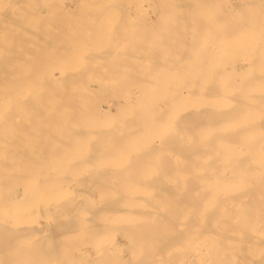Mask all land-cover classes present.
I'll return each mask as SVG.
<instances>
[{"label":"bare ground","instance_id":"6f19581e","mask_svg":"<svg viewBox=\"0 0 264 264\" xmlns=\"http://www.w3.org/2000/svg\"><path fill=\"white\" fill-rule=\"evenodd\" d=\"M12 1H10V2H12ZM40 1L42 2L43 6L42 5L41 6L43 8L44 7L48 8L47 7V1H49V0H40ZM79 1L80 0H68L67 1L68 4H67V6H65V8L68 10L78 9V8L81 9L82 8L81 11L79 12V14L82 15V12H83V17H86V16H84V14H86L85 13L86 11H84V10H86V9L88 10L89 8L85 7L83 9L84 6L80 8V2ZM83 1H86V0H83ZM89 1H90V3H88V4L94 5L97 3L98 0H89ZM116 1L117 2H115L113 0L112 1L111 0H99L98 7L95 6L96 8H94V6H92V5L88 6V7H93L92 12L93 11L95 12L93 14L95 16H96V14L97 15L99 14V16H101V18L103 16H105V17L109 16L110 17V15L112 16L113 14L115 15L116 18L118 16L120 17L121 15H123L124 17H125V14L128 15V13L122 14V13L126 12V10L124 11V9H122V8H121L122 10H120L119 5H121L123 2L121 1L122 3L120 4L119 3L120 0H116ZM134 1H136V0H134ZM137 1H139V0H137ZM223 1L225 2L227 0H223ZM231 1L236 2L238 7H233V5L230 4V2H227V6L225 5V7H223L225 9L220 8V6L224 5V2L222 3V5H221V3H219V2H222V0H146V6H144V3H143L144 0H140V8L142 10L141 12H143L144 9H146V13L143 12V15H145L147 18V16H149L151 14L155 18V22H152V23L149 22L145 18V20H146L145 22L147 23L148 27H147V29H146V27L143 28L141 30L142 33L144 30L145 31L147 30V32H149V29L151 28L150 32H154V31L156 32V31L160 30V31L166 32V35L164 33V35H163L164 37L161 38L160 33L156 32L155 33L156 36L155 35L154 36L156 37L157 40L155 39L156 43L150 42L152 45L151 44L150 45H143V44H145L144 39H146V37H144L145 36L144 33H143V35L138 36V38L136 37L137 39L134 38L135 40L139 41V43L137 45L140 48L138 56L135 57V59H133V58L131 59V58H128V56H125L128 54L127 51H125L127 49V47H131V46L134 47L135 45H133V44L130 45L129 42H128L129 44H124V45H122L124 42L121 45L117 44L115 46L118 48H121L122 51L125 49L124 50L125 52L124 51L120 52V54L122 53V55L125 53V55H123V56L121 55L122 58L124 57L125 60L124 59H118V61H117L118 64L116 61H113V62H116L115 64H117V65L113 64V65H115V68H114V66H110L111 68L109 67V70H107L108 74H107V72L105 74L103 73L106 70V68L103 69L104 67H102L103 63L101 65L102 68H100L99 66L97 67L98 69L99 68L102 69L103 72H101V73L104 74V77L106 75L105 78H107V79L110 78L111 81L115 77L119 76L120 81H122V82L127 81L128 82V80H129V75L127 77V74H129L128 72L131 73L130 76L133 75L134 73L138 74V75H136V74L133 75V78L130 77V79L132 81L136 80L134 82H137V79H138L139 80L138 84H136V83L133 84V82L132 83L124 82V84H122L120 82V84H122V86L126 85V88L128 87L127 85H129V86L131 85L133 87V85L136 84L135 87L137 86L136 87L137 91L130 92L128 90H130L129 88L131 86L128 88V90H127L128 92H125L128 96L125 98L122 96L123 97V103L122 104L121 103H115V102L111 103L110 101L108 103V98H107V96L105 97V95L107 92L110 93L108 90L111 91V89L106 90V87L109 85V84H107L106 87L103 86V88L105 87V89H103V88L100 89L103 91V92L101 91L102 94H101V92H98V91H100L99 89L95 90V91H92L90 89V91L93 92V93L91 92L92 94L90 93V91L87 92L89 94V96L94 95V94H95V96L97 94L98 95L100 94L102 97L104 96V98H103L104 101H107V102H104V106L101 107V105L98 104L99 102L96 104L94 101H90L89 99L85 101V99H84V102L86 104H84V105L81 104L82 106H84V107H81L79 102L74 103L77 101L76 100L77 98L75 96H74L75 98H71V97H73V95L70 94L71 97L69 98V93H68V95H67V93H65V92H68L69 88L67 87L68 84L67 85L64 84V81L62 82L63 84L61 83V86L64 85L67 88L65 89V87L62 86L64 88H60V89H62L63 92L65 90L66 91L64 93L61 91L62 93L60 92L61 93L60 96H58L56 98H54L53 96H50L51 99H49L47 97V96H49L47 91L46 92H38L39 90H37V92L39 94L36 93V95H39V96L43 95L42 97L38 98V96L36 97L35 95L32 94L33 96H35V97H33V99H34L33 100L30 95L26 96V94H25L24 95L25 98L30 99V100L26 101L25 98H24V100L14 99V97H17V94L24 91L25 86L29 85V84H26L25 81L23 80L25 86H23L24 84H22V86H21L22 88L19 90L20 91L19 93L14 91V90H16V87H17L16 85L19 84V81L22 78L26 77V76H24V77L22 76L24 74H22L21 71H19V72H21L22 77H20V73L18 71H16L17 73H15L17 66L18 67H19V65L21 66L20 62H21L22 58H21V60L18 59V60H20L18 62L17 57H19L20 54H22L23 50L21 52L20 49L23 48V47L21 48V46H23V45L20 44L21 45V46H19L20 48L17 46L20 50V51L18 50L20 53L18 51L16 52V50H13L14 47L16 46L15 45L16 42L13 45V42H14L13 38L17 39V37H15V36H13V37L12 36L0 37V44L2 46H3V44L9 45V46L4 45V47L6 46V48L8 47V49L11 50V51L10 50L7 51L6 48H5L6 49L5 50L2 47H0V71H2L4 68L8 69L6 67H9V70H7V71H9V73L11 71V74H13V75H9L11 80L15 81V80L19 79V81H17L18 82L17 84H16V82L11 83L10 78L7 77L8 75L6 76V80L1 77V76H3V73L5 76V71L0 72L1 73L0 74V83L3 80H5V82L8 84L11 83L9 85L8 84L0 85V88H2V90L5 89V91H3V92L0 89L1 90V92H0V264H166L165 260H167V264H176V260H178L177 258L179 256H182L181 260L183 259L182 260L183 262L185 260L187 262L189 261V263H192V264L193 263L194 264H264V242H263L264 237L261 236V238H259V237L252 235V241H249L250 237L248 235V230H250L251 228L252 229H254V228L251 227V225L248 221L249 217L247 216V213H248L247 208L249 206H251V203H250L251 201H253V200L262 201L263 200V202H264V195H262V194L258 195L259 194L258 190L261 191L262 193H264L262 191V190H264V186H263L264 185V163L260 167L257 164H255L256 160L257 161L260 160V162L261 161L264 162V150L262 149V147H260L261 144L259 145V143L257 142L258 146H257V144L254 145V146H256V148L253 146L255 148L254 152L256 153V155L255 156L253 155L254 157H252V158L246 159L249 162H247L245 159H244L245 161L241 162L239 160H241V159L243 160V158H245L244 153H241L240 149H237L236 146L233 147L235 144L231 147H229L230 145L227 147L228 143L231 142L233 144L232 138H234V137L236 138V140H234V143H236V144L240 143L242 138H240L241 139L240 140L239 137H240V135L243 136L242 135L243 132H248V133L251 132V134L252 133L254 134L252 137H256L255 136L256 131H257L256 128H258V129L264 128V68H263L264 64H263V66H261L262 63H264V27H263L264 26L263 25L264 20L261 17V19L263 20L262 24H261V21L258 19L260 14L257 15L258 13H261L264 15L263 11L261 12V10H263V7H262V9H259L261 6L260 2H262L263 0H259L260 2L258 4L256 3L255 0H252V1L251 0H238V1L231 0ZM35 2H36V0H35ZM56 2H57V4H59L60 0L56 1ZM239 2H241V3H239ZM248 2H251V3L248 4ZM3 3L4 2H2V5L5 4V3L4 4ZM7 3H9V2H7ZM16 4H17V0H14L13 3H11L10 6H8V8L11 10V12L13 11V13H14L15 9L16 10L19 9V7H17L18 5H16ZM132 4H134V3L132 2ZM2 5H1V7H4ZM19 5H20V3H19ZM28 5H30V4H28ZM123 5H126V3L122 4L121 7ZM127 5H128V0H127ZM136 5H138V4L136 3ZM136 5H134V7ZM262 6H264V3ZM42 7H39L38 9H42ZM53 7H55V6H53ZM8 8L5 10H9ZM210 8L211 9L214 8V9L211 10ZM215 9H217L218 11L215 12L214 11ZM29 10H30V8H29ZM33 10H35V9H32V11ZM36 10H35V12H36ZM50 10H47V13ZM90 10H91V8H90ZM90 10H89V13H92V12H90ZM210 10L214 11V12H210ZM97 11H98V13H97ZM148 11H151V13H149ZM7 12L11 13L9 11H7ZM20 13H22V12H20ZM54 13H55V11H54ZM3 14L4 15H2V13H0V15L5 18V14H6L5 11L3 12ZM33 14H34V11H33ZM61 14L63 15L64 13H61ZM66 14H69L68 11ZM9 15L10 14H8V16ZM11 15H12V13H11ZM49 15L50 14H47V16H48L47 19L50 18ZM139 15H141V14H137L138 18H139ZM231 15L233 16V18L235 17L234 18L235 22H233V24H230V22L227 20V19L230 20ZM17 16H19V15H17ZM28 16H29V14H28ZM33 16H35V14ZM51 16L53 17V13ZM76 16H77V14H76ZM88 16H89V14H88ZM22 17H24V19H25V16H22ZM54 17H55V15H54ZM69 17L71 18L72 16L69 14ZM112 17H114V16H112ZM160 17L161 18L163 17V19H161ZM39 18H40V16H39ZM55 18L57 19V17H55ZM63 18H59V19H63ZM79 18L80 17H78V19ZM116 18H115L114 22L120 26V24H118L119 18L118 19H116ZM125 18H127V17H125ZM5 19L6 20L9 19V18L7 19V15H6ZM5 19H3V20H5ZM65 19H66V15H65ZM78 19L75 18L74 20L76 22L74 21V23L82 21L80 19L78 21ZM109 19L110 18H108V22H109ZM160 19H161V21H164V24H166V27H163V29L156 28V30H154L152 27L149 28V26L153 23L158 24ZM10 20H11V18H10ZM10 20L8 21L9 23H10ZM43 20H45V18L42 19V21ZM49 20L51 21L52 18ZM95 20H96L95 17L92 16L91 22L95 21ZM117 20H118V22H116ZM0 21H1V19H0ZM57 21L58 20H56L55 23ZM110 21H112V19ZM120 21L123 22L121 20V17H120ZM231 21H232V18H231ZM108 22H106V23H108ZM114 22H112V24L115 25ZM124 22H127V21H124ZM37 23L40 24L39 20ZM60 23H63V22L60 21ZM142 23H144V22H142ZM0 24H1V22H0ZM10 24L12 26V23H10ZM42 24H44V23H42ZM94 24H96V23L94 22L93 25ZM127 24H128V22H127ZM15 25H18V24H15ZM20 25H22V22H20ZM33 26H34V24H33ZM38 26H40V25H38ZM51 26H50V28L53 29L54 27L52 28ZM54 26H55V24H54ZM128 26H129V24H128ZM151 26H153V25H151ZM3 27L4 26L0 25V30ZM8 27H6V28H8ZM48 27H49V25H48ZM110 27L111 26H109L107 28V30L105 29L106 32L108 31V29ZM158 27H160V26H158ZM16 28H17V26H16ZM28 28H30V26ZM114 28L117 29L118 26L117 27L115 26ZM126 28L127 27H125V30H124V28L121 30H123L124 32L128 31L129 29L131 30V28L126 30ZM10 29H11V27H10ZM67 29H68V27H67ZM81 29H83V28H81ZM100 29H98V30L102 33L103 30L102 29L100 30ZM112 29L113 28H110L109 29L110 31L108 33H111ZM115 29L112 32L116 31ZM30 30H32V29H30ZM61 30H63V28ZM61 30H60V32H61ZM95 30H97V28H92V30H90V31H92V33L88 37H90V36L92 37L91 42H93L94 39H96V41L97 40L99 41V39L102 40V36L101 37L97 36V32H94ZM34 31L37 32V30H34ZM46 31H48V30H46ZM49 31H51V30L49 29ZM78 31H76V33ZM117 31L120 32L119 29H117ZM117 31H116V34H114L115 32L112 34L111 39L109 37V39L111 41L112 40L114 41L113 35L116 36L115 39H117L119 35L122 36L123 33L119 34V33H117ZM71 32H70V34H71ZM21 33L24 34L23 31ZM30 33H31V31H30ZM34 33L35 32H33L32 34H34ZM38 33H41V32H38ZM101 33L100 34L98 33V34L101 35ZM230 33H232V34H230ZM72 34H74V32ZM102 34H105V32ZM107 34H105V36H107ZM117 34H119V35H117ZM20 35H17V36H20ZM62 35L63 34H61V36ZM27 36H29V33ZM44 36L47 37L48 35L46 34ZM51 36H53V35H51ZM58 36H59V34L57 35V37ZM63 36H65V35H63ZM95 36L100 37V38L97 39V38H95ZM91 37H90V39H91ZM122 37H119V38L123 39V38H125V35L123 38ZM159 37H160V39H158ZM20 38L18 37L19 40H20ZM36 38H37V36H36ZM42 38H44V37H42ZM42 38H41V41L44 40L45 44H46L47 42H46L45 38L44 39H42ZM68 38L70 39V36H68ZM18 39H17V41H18ZM47 39L49 40V38H47ZM55 39H57V38H55ZM65 39H67V38H65ZM86 39H87V37H86ZM106 39H108V38H105V40ZM231 39H233V40H231ZM31 40L34 41L32 38H31ZM101 40H100V42H101ZM28 41H30V40H28ZM37 41L39 44H41V42H39L40 39L36 40V42ZM44 41H43V43H44ZM57 41H58V39H57ZM63 41H65V40H63ZM63 41H61V42H63ZM31 42H29V43L27 42L29 44V46H30V44H32ZM50 42H52V41H50ZM87 42H89V41H87ZM106 42L105 43L102 42L101 44H106ZM115 42H116V40H115ZM17 43H20V41ZM38 43H36V46ZM52 43H50V45ZM108 43L106 45L109 46ZM146 43L149 44L148 41ZM23 44H24V41H23ZM39 44H38V47H39ZM59 44H61V43H58V45ZM98 44H96V45H98ZM209 44H210V46H209ZM56 45H54V47H56ZM82 45L83 44L78 45V46H82ZM29 46L27 45V47H29ZM32 46L36 47L35 44ZM101 46H103V45H101ZM143 46L148 47V48L145 49V48H143ZM82 47H85V45H83ZM158 47H160V48L158 49ZM101 48L102 47H100V51L102 50ZM110 48H111V46H110ZM142 48H143V50H142ZM154 48L155 49L157 48V50H155ZM161 48H162V50H161ZM68 49L69 48L67 45V47L64 48L65 51L64 50L63 51L65 53L66 52L68 53L69 52V51H67ZM92 49L93 50H91V51H93V53H95V50H97L98 48L96 49V48L92 47ZM121 49L120 50L118 49V51H121ZM244 49H245V51H244ZM25 50H26V48H25ZM25 50H24V53H26ZM37 50H39V49H37ZM37 50H35V51H37ZM40 50H39V52H43L42 51L43 49L41 51ZM81 51H84V50H81ZM106 51L107 50H105V51L102 50V52H106ZM114 51H115V49H114ZM118 51H117V53H118ZM37 52H35V56H34V54L32 55V52H31L30 58H32L33 56L36 58ZM102 52H99V53H101V54H99V56L104 55V54H102ZM107 52H109V53H106V55L109 57L111 55L110 53H112V51H107ZM88 53L89 52H87V54ZM91 53L88 54L89 58L86 57L85 59L93 61L94 56L90 57V55H92ZM96 53H95L94 59H96L98 56V55L96 56ZM40 54L41 53H39V55ZM68 54H70V52ZM87 54H86V56H88ZM133 54H134V52H133ZM31 55H32V57H31ZM106 55H104V56H106ZM104 56H102V58H104ZM113 56L115 57V55H113ZM44 57H46V56L44 55ZM48 57H49V55H48ZM72 57H71V59H72ZM83 57H85V56H83ZM110 57L108 59L112 58V57L111 58ZM125 57L127 58V60L131 59L130 62H132V63H130L129 60L127 61ZM65 58H67V57H65ZM102 58H100V59H102ZM117 58H119V57H117ZM34 59L32 58L33 61H34ZM24 60L25 59H23L22 63H24ZM41 60H43V59H41ZM52 60H53V58H52ZM65 60H67V59H65ZM65 60L63 61L62 58H61V60L59 59V63L57 62L59 65L57 64V66L64 67L63 65L69 64V68H70V63L72 65L73 62L70 60L71 62L68 61V63L65 64V62H66ZM83 60L84 59H81L80 60L81 62H79V61L78 62L83 63L82 62ZM120 60H122V61H120ZM27 61H25L26 65L33 62V61H31V62H27ZM48 61H50V60H48ZM85 61H84L85 65L84 64L83 65L88 67V64H86ZM92 61H90V62H92ZM113 62H111V63H113ZM16 63L19 65H17ZM136 63H137V65H136ZM7 64H10V66H7ZM39 64H41V62H39ZM52 64H55V63H53V61H52ZM98 64L99 63H97V65ZM133 64H135V66H137V67H135ZM161 64H163V65L166 64V65L162 66ZM24 65L25 64H23V66ZM78 65L81 67L83 66L80 64H78ZM130 65H132V66H130ZM241 65H244V66H241ZM23 66H21L22 71L24 70ZM25 66H24V68H25ZM38 66H40V65H38ZM57 66H54L53 70H56L55 68ZM72 66H73L72 70H74L75 64H73ZM91 66H93V65L91 64ZM226 66H227V68H225ZM229 66H230V68H228ZM21 67H19V68H21ZM61 67H60V70H59V68L57 69L59 71V73L62 72L61 71L62 69L65 70V68H61ZM77 67L75 68V71H74L75 73L77 72L76 71ZM31 68H32V66H31ZM34 68H35V66H34ZM43 68H44V66H43ZM50 68H51V65H50ZM131 68H133V69H131ZM42 69H39V70H42ZM48 69L49 68H47V71H48ZM92 69H94V68H92ZM92 69H91V71H92ZM32 70H34V69L32 68ZM32 70L31 71L27 70V71H29V73H30V72H32ZM35 70L37 71V69H35ZM79 70H81V68H79ZM102 70H100V71H102ZM45 71H46V69H45ZM82 71L83 70H81L80 73L78 72V74L80 75L82 73ZM120 72H122L123 74H121ZM9 73H7V74H9ZM23 73H25V71ZM63 73H65V72H63ZM63 73H62V75L64 76ZM110 74H112V75H110ZM116 74H117V76H116ZM52 75L50 74V76H52ZM70 75H72V74H70ZM92 75H93V73H92ZM109 75H110V77H109ZM27 76H29V74ZM46 76H49V74ZM53 76L55 77L54 79L57 80L56 76L55 75H53ZM65 76H64L65 79L69 78V75L65 74ZM97 76H98V74H97ZM134 76H136L137 79ZM17 77H19V78H17ZM35 77H36V75H35ZM52 77H51V80H54ZM73 77H75V76H71V78H73ZM123 77H125V80ZM27 78H29V77H27ZM47 78H50V77H47ZM76 78H78V77H76ZM99 78L103 79V76H99ZM1 79H3V80H1ZM7 79H9V82H7ZM65 79H63V80H65ZM217 79H220L218 85H216V82H215V81H217ZM39 80H40V77H39ZM39 80H37V81H39ZM82 80H84V79H82ZM90 81H92V79H90ZM29 82H31V81H29ZM70 82H65V83L70 84ZM49 83H53V82L50 81ZM114 83H115V81H114ZM36 84L39 87L40 83L38 84L36 82ZM36 84L32 83L33 87H35ZM46 84L44 85L46 88H49L47 86H50V87L52 86V85H48V84L46 85ZM59 85H57V87ZM115 85L116 84H114V86ZM44 86H42V87H44ZM118 86H121V85H118ZM8 87H10V89H12V90L8 89ZM73 87H75V86L73 85L72 88ZM215 87H219L220 91L219 92L216 91ZM19 88L20 87H18L17 89H19ZM26 88H28V87H26ZM29 88H31V90L34 89V88H32V86H30ZM86 88H88V87H86ZM113 88L115 89V87H113ZM116 88H117V86H116ZM51 89H53V88H51ZM51 89L49 88V90H51ZM60 89H59V91H60ZM8 90L11 91L10 92L11 95L8 92ZM41 90H42V88H41ZM123 90H125L124 87H123ZM210 90H212V91H210ZM69 91L71 93V90H69ZM247 91H251V92L246 93ZM29 92L30 91H28V90L26 91V93H29ZM42 93H44V94H42ZM49 93H50V91H49ZM103 93H105V94L103 95ZM1 95H3L4 97L1 98ZM8 95L11 97V99L9 98ZM58 95H59V93H58ZM199 95L201 96L200 100L202 99V101H203L202 103H201V101H199ZM66 96H68L67 98H69V99L65 98ZM110 96H111V93H110ZM167 96H168V100L167 101L165 100V102H163L167 106L165 108L158 107L157 104L159 103L158 102L159 97H161L160 99L162 101ZM203 96H204V98H203ZM21 97H23L22 94H21ZM60 97H64L65 99L63 98V100H61L62 98H60ZM82 97H83V95H82ZM213 97H215V98L217 97L216 98L217 101H213V100H215V98H213ZM18 98H19V96H18ZM52 98L55 99L56 102L59 100L60 103L57 102V104H60V105H58V106L62 107L64 104V106H63L64 108H65V106L66 107L68 106V108L70 107L71 110L67 109L69 111V113L68 112H65V113H67V115H68V114H70V111H71L70 116H73V118L71 117V119L67 118L68 117L67 116V117H65V119L67 118L66 120H64V119L59 120V117L56 115V117H58V119L57 120L55 119L54 121L52 119L53 123L52 122L50 123L51 124L50 127L53 129V130L52 129H50V130H52V132L54 134V132H56V129H58L59 132L57 131V133L59 134V136L62 140L60 138H59L60 139L59 140L58 137L56 139H53L55 136L53 138H51L52 132L51 131L49 132L50 127L48 126V124H47L48 121L46 120L47 114H49L47 112L49 110L51 112H53V110L54 111L59 110L57 108L58 106L54 105L55 100H54V103L53 102L49 103V100L51 102ZM97 98H98V96H97ZM101 98L97 99V101L101 100ZM106 98H107V100H106ZM152 98L155 100V102L157 101L158 103L157 104L154 103ZM72 99H74V102ZM151 99H152V103H151ZM194 99L196 100V102H195V104H192V105H195L194 108H196V110L191 109L189 111V109H190L189 107H191V105H189V103L190 104L194 103L193 102ZM64 100H66V101H64ZM78 100H79V98H78ZM61 101H63V102H61ZM82 101H83V99L80 102H82ZM95 101H96V97H95ZM209 101H213L216 104H219V105L222 104V105L218 109L219 105L218 106L213 105V104L209 105V103H208ZM19 102H21V104H19V105L24 104V106H26L27 103H29L30 104L28 106L29 108L28 107L26 108L24 106L19 107L17 105V103H19ZM9 103H11L13 107H7V105ZM68 103H71V104H68ZM87 103L88 104L92 103V104H89L88 108H87ZM133 103L136 104L138 108L137 107L135 108ZM153 103L156 104L157 106L156 105H155L156 107L153 106L154 105ZM160 103H162V102H160ZM187 103H188V106H185V104H187ZM197 103L199 104V106ZM31 104L35 105L36 107H31ZM49 104L52 107V109H51V107L49 108ZM75 104L76 105L79 104V105L76 106ZM94 104H95V106H94L95 108L92 107ZM253 104H254V106H253ZM257 104L259 106H256ZM74 105L76 107H74V109H73L72 107ZM182 105H184V106L182 107ZM200 105H202V107ZM204 105H206L208 108ZM251 105H252V107H251ZM53 106H55L54 107L55 109L53 108ZM99 106H100V108H97V109L101 110V111H99L98 114L94 113V115H93V117H94L93 119H95V121H96V118L98 119L101 115H103V117H104V114L107 115V113L109 112V110L107 109V106L115 108V110H116L115 116H117L119 113H122V114L125 113L126 114L125 120L127 117L129 118V115H130V117L132 116V121L130 120L131 125L130 124L127 125L128 127H130V130H131L130 133L125 132L126 129L128 131L129 128L124 129V127H123V128H121V129H124L123 131L119 130L120 127H122L123 125H118V124L117 125H118L119 131L118 130L113 131V129H114L113 127H116V125H114V126L110 125L113 123L108 124L109 125V126L107 125L108 128H106V126H105L106 130H103L104 128L100 130V129H98V125H100V123L98 122L99 124L96 125V122L99 121L100 119H98L96 122L94 121L95 125H93V124L91 125L94 127L97 126V130L94 131V127H92L93 131L88 132V131H91V130H88V128H90V126L88 127L89 122L87 123V121H89V119L87 118V120H86L87 115L84 112L87 111L89 109V107L96 109V107H99ZM215 106H217L216 107L217 109L216 108L210 109L211 107H215ZM63 107L61 109H63ZM77 107H81V108H77ZM180 107L182 108V111H180L181 110ZM184 107H188V110H187V108H185V111H183ZM197 107H201L203 109L201 110L200 108H197ZM61 109H60V111H61ZM177 109L180 112L178 111L179 113L177 112V114H175L174 112L177 111ZM60 111H58V112L60 113ZM63 111H64V109H63ZM63 111L61 112V114L64 113ZM149 111H152V112H149ZM72 112H73V114H72ZM117 112H118V114H117ZM145 112L147 113L146 115H145ZM153 112H154V114H153ZM37 113H40L42 115H39V116L33 118V116L35 114L38 115ZM258 113H260V115H258L256 117V115ZM32 114H33V116H32ZM53 114H55V113H53ZM148 114H149V117H148ZM171 114H173V116ZM178 114H181V115L178 116ZM58 115H60V114H58ZM96 115L99 117H96ZM169 115L172 118H170ZM108 116L110 117L109 113H108ZM159 116H161V117L159 118ZM79 117L81 119L82 118L83 119L81 120ZM109 117H108V120H109ZM143 117H145V118L148 117L149 121H148V119L145 121V118L142 119ZM258 117H260V118L258 119ZM78 118L80 120L74 121V119H78ZM164 118H166V119H164ZM168 118L170 120L172 119V122L170 121L172 124H170V122L168 124V122H167L169 120ZM139 119H141V120H139ZM162 119L164 121H166L167 123L161 124V123H163L162 121L160 123V120H162ZM21 120H22V122H21ZM111 120H113V119L111 118ZM137 120H139V121H137ZM143 120L145 122H143ZM215 120H217L218 122L220 121L219 123L222 122L221 123L222 125H224V122H225V124L227 122V124H228L227 128H229V125H230L231 130L226 131L225 125L224 126H222L221 124L219 125L216 123L217 121H215ZM250 120H254L253 124L252 123L249 124L251 122ZM196 121H197V123H196ZM23 122H25V123L23 124ZM70 122H71V124L73 123V125L75 122L74 127H70L71 129L72 128L74 129V130L72 129L73 131L68 128L69 125H66L67 123L70 124ZM76 122H78V123H76ZM136 122H138V123L140 122L138 124L139 126H136L137 125ZM200 122H201V124H200ZM205 122H207V123L210 122V123L205 124ZM256 122H258V123H256ZM90 123H89V125H90ZM125 123H127V122L125 121L124 124ZM71 124H70V126H72ZM122 124H123V122H122ZM104 125H105V123H104ZM217 125L222 126L224 128L225 132L223 131V129H222L223 132L219 131V130L215 131L214 129H212V127L213 128L217 127ZM100 126L102 127V123ZM161 126H163V130L161 129L162 128ZM109 127H112L113 129L112 128L109 129ZM187 127H188V129H187ZM168 128L173 129V132L170 135L168 133H170L171 130L169 132ZM205 128H209V130L212 129L213 131L204 130ZM81 129L85 130V132H83ZM108 129L110 132L107 131ZM133 129L135 130V132ZM164 129H167L168 131L164 130ZM183 129L185 131V134H186V132H187V134L189 133V135L186 134L187 138H186V135H184V133L182 134ZM215 129H217V128H215ZM86 130H88V131H86ZM111 130L113 132H111ZM153 130H154V132H153ZM160 130H162L163 132L167 131L166 133L164 132L165 133V139L164 140L155 139L153 142H151L152 140L151 141L149 140V142L147 140V142H145V143H149L148 147L141 145L143 147H146L144 149L139 146L141 149L139 148L140 150L138 151V153L142 152L145 155L143 154V155H139V156H123L124 155L123 153L126 154L127 152H128L127 155H129V153L131 155H134V153L137 155L136 152L138 149L137 150L135 149L136 150L135 152L133 151V149L138 148V147L133 146V145H136L137 143L141 144V142H143L146 139V137L144 138V136L148 137L149 136L148 134L150 132L153 133L154 136H156V133L158 135V132H159V134H160L159 136L164 137V134L162 135L163 132ZM186 130H190V131L188 132ZM263 130L264 129L261 130V133L259 131V136L262 133H264ZM204 131L206 133L208 131L211 132L210 133L211 137L208 136L209 135L208 133L206 134V136H208L211 140L209 138L207 139L206 136H204V138H203V136L201 134H205ZM199 133H201L200 134L201 136L199 135ZM257 134H258V132H257ZM49 135H50V137H49ZM55 135H57V134H55ZM168 135H169L170 139L169 138L167 139ZM245 135H247V133ZM198 136H200V137L198 138ZM171 137H174V139L172 138L173 139L172 140ZM178 137H179V141L177 140ZM49 138L51 139L50 142H49ZM201 138L203 139V142H202ZM227 138L228 139L230 138L232 140L229 139L230 141H228ZM258 138L259 137L257 136V139ZM204 139H206L208 141L210 140L209 141L210 143L206 140L204 141ZM253 139L255 141V138H253ZM257 139H256V141H257ZM52 140H53V143H55L54 144L55 146H53V147H52L53 144H51ZM55 140H56V142H55ZM57 140H58V142H57ZM246 140L249 141L247 138H244L243 139L244 146L248 145V142H246ZM227 141H228V143H227V145H225ZM178 142H180V143H178ZM206 142H207V144H206ZM213 142H214L215 146L213 145ZM245 142L247 144H245ZM263 142H262V144H263ZM82 143L86 144V148L80 147V144H82ZM175 143L180 144L181 146H179ZM200 143L202 144V147L200 146L201 145ZM217 143L219 144V146L216 145ZM223 143H224V145L222 147L221 145ZM69 144L71 147L69 146ZM240 144L244 148L242 143H240ZM162 145L164 146V149L160 150V147ZM174 145L179 146V148H175ZM193 145L194 146L198 145V146H196V148H194ZM166 146H168L167 149H165ZM49 147H51V148H49ZM245 148H247V147H245ZM210 150L212 152H214L215 155H213V153ZM159 151L160 152L163 151V153L165 152V154L170 153V152H173V154H174V152H180L181 153L183 151L186 155H184L183 157L180 156V159H190V160H193L194 162L195 161L196 162L195 163L194 162L189 163L187 161V162H182V164H180V163L177 164L175 161H173L172 165H170V164L164 165L163 164L164 166L168 165L166 167L168 171L167 170L165 171L166 168L164 169V167L162 166L164 169V175L166 174L165 176L167 177L166 179L164 178V176H160V175H162L163 172L161 171V166H160L161 163H158V162L157 163L160 165L157 164L155 166H158V168L160 170H158L155 167L157 169V171H155V173H154L156 175V177H154L155 179L152 177L153 179H147V180L143 179V176L145 175L144 171H142V172L135 171L137 168L132 171V169L135 167L134 165H132V167L133 166L134 167L131 169V171L129 170V168H130L129 166H131V165H128L129 168L119 166L120 167L119 171H118V169H116L115 171L114 170L110 171V169L112 167L111 168L108 167L109 169L105 168L106 170L105 171L102 170L103 172H100V171L95 172L93 170V167L95 168V167L99 166L97 163L98 160H103V159H105V160L109 159L110 160V159H120V158L134 159L135 161L142 160L143 165L141 163H139L140 161H138L137 164L142 165V167L143 166L147 167L148 163H147V165H144V164H146V163H144L145 162L144 160H147V159L152 160L153 158H158V159L164 158L163 156L159 157L158 155H157V157H155L154 155H153L154 157L153 156H152V158L150 157V153L153 152V154H154V152H156L158 154ZM254 152H253V154H254ZM208 153H212V156H211V154L209 155ZM228 153H229V155H228ZM121 154H123V155L120 156ZM146 154H149V155H146ZM176 154H174V155H176ZM230 154H234L236 160H233L232 159L233 157ZM240 154H242L243 157ZM174 155L171 154L167 157L165 156V158L171 159V161H172L174 158H176V156H174ZM210 159L211 160L213 159L216 162L212 161L214 164H212V162L207 163L206 160L208 161ZM230 159H231V162L234 161L232 163L233 165L228 166V167L225 165L227 168L225 166H223L224 163L226 164V161H224V163H223V160H227V161L229 160L228 163H230ZM61 160H64V161L61 162ZM65 160H66V163H65ZM88 160H90V161H88ZM107 160H106V162H107ZM149 160H148V162H149ZM202 160H204L206 163L203 164L204 161H202ZM57 161L60 164H62L64 162V164H66L68 167H66V165L62 164V166L64 165L65 168H63L62 171H59V166L61 167V165H59L58 167L53 165L55 163H58ZM86 161L89 163H86ZM111 161L114 162L113 160H111ZM200 161H202V163H198ZM122 162L120 161L119 164H121ZM130 162L131 161L129 160V164H131ZM77 163H78V165H80L81 168H82V166H85V164H88L89 166L87 167V165H86V167L87 168L90 167L92 169H90L91 171L90 170L87 171L88 169L86 168L87 170H85L84 172H81V171H79L80 170L78 168L79 166H77V165H76L77 167L74 166V164H77ZM154 163H156V162H154ZM114 164L113 165L110 164V166H113V167L116 166V164L115 165ZM125 164L127 165L126 160H125ZM132 164H134V162ZM151 164H153V162ZM198 164L202 165L201 167L202 168L204 167L205 170H207L208 168L209 169L213 168V170H210V171L207 170L206 173H203L204 171L202 172V168L199 169L200 166ZM253 164H255V165H253ZM50 165H51V167H50ZM138 165H137V167H138ZM256 166L259 168H257ZM52 167H53V169H52ZM54 167H56V168H54ZM151 167H153V166H151ZM151 167H150V169L153 170ZM103 168H104V166H103ZM140 168H141V166H140ZM148 168H149V166H148ZM168 168H170V169L172 168V169L170 170ZM194 168H196L197 170L196 169L194 170ZM253 168L258 169L257 170L258 172H256L255 169H253ZM38 169L40 171H38ZM156 169H154V170H156ZM191 169H193V170H191ZM100 170H101V167H100ZM251 170H252V172H251ZM146 171H148V170H146ZM152 172H154V171H152ZM249 173H252L251 174L252 176ZM33 175H35V176L40 175L41 177H40V179L37 176H36V178H32ZM95 175H96V178L94 177ZM147 175H148V173H147ZM147 175L144 178H146ZM149 175L152 176L151 173ZM157 175L159 178H162V180L157 179ZM210 175L212 176V178H213V176L216 178L210 179V177H211ZM253 175H254V177H253ZM77 176H79V178H76ZM83 176L84 177L86 176V177L83 178ZM97 176L98 177L102 176L103 178L105 176H110V178L102 179V177H101V179L99 181L97 179L98 178ZM115 176H117V177L123 176V178L122 177L117 178ZM136 176L137 177L139 176L138 179H135ZM70 177H72V178H70ZM73 177H75L76 179H73ZM91 177H92V179H93V177L95 179L91 180L90 179ZM119 178H122V179H119ZM163 179H165V180H163ZM72 185H74V187ZM241 185H243L242 191L244 190L243 192L241 191L243 196L239 195V190H240ZM261 186H263V187H261ZM143 191L144 192L148 191L150 194H147V195H150V196L147 197L145 195L146 197L145 196L143 197L144 193H140ZM83 192H85V193H83ZM90 192L91 193L96 192L101 196L100 202H102V203H100L99 206H96L95 205L96 203L93 204L92 198L88 197L87 194L91 195ZM138 192L141 194V196L137 195V196H139V198L136 197V194H138ZM161 192H162V194L164 193V195H162ZM241 192H240V194H241ZM63 193H66V194L63 195ZM133 195H135L136 198ZM92 196H94V195H92ZM59 198H61V199L59 200ZM144 201H146V202L144 203ZM141 202H143V203H141ZM138 203H141V204H138ZM88 204H89V209L86 208ZM135 204H137L138 207H141L140 210L138 212L136 210L135 212H137V213H134V214L132 213L131 216H128L130 214V211H129V210H131L130 208H132ZM84 206H85L87 212H85V210H83ZM230 206H231L232 210L236 211L235 213L238 215L237 218H235L234 216H233L234 218L230 216V213H229L231 210V209H229ZM261 206L264 208V203H262ZM131 212H132V210H131ZM216 216H218V218H215ZM255 216H258L257 222L259 225L261 224L260 229H262L263 225H264V211L260 212V214L256 213ZM39 219H41L43 221L41 223L42 225L40 224ZM52 220L55 221V224H54V226L53 225L49 226L48 221H52ZM126 222H129L130 225H128V223L126 224ZM241 223H243V224L241 225ZM246 224H247V226H246ZM112 227H114V228H112ZM112 230H113V232L117 231L118 234L120 231V232L124 233V235H127L130 238L131 243L128 242V246H126L124 244L118 243L116 241L117 238H115V239L113 238L115 240V243H116L115 245L116 246L118 245L117 248L114 245L113 240H111L113 242L107 244L108 237L111 236L108 234L110 232H112ZM117 232H115V233H117ZM114 236H115V234L113 233V237ZM261 239L263 240L262 242L260 241ZM256 240H259V241L256 242ZM76 247H80L81 250L78 252L76 249H74ZM75 250L77 252H74ZM183 250H185L186 253ZM193 250H195L197 252L194 253V252H192ZM64 251H68V252L65 253ZM69 251H73L74 253L73 252L70 253ZM91 251H94V253H91ZM143 251H145V252H143ZM146 251H148V252H146ZM161 251H163V252H161ZM177 251H180L181 253H179ZM216 251H222V252L220 254H218ZM161 255H163V256H161ZM176 255L178 256L177 258L174 257ZM127 256L132 257L133 260L132 259H131L132 261L128 260ZM151 256H153V258ZM154 256H155V258H154ZM160 256L162 258H160ZM183 262H180V263H183ZM177 263H178V261H177ZM183 264H186V263H183Z\"/></svg>","mask_w":264,"mask_h":264},{"label":"rangeland","instance_id":"374dc122","mask_svg":"<svg viewBox=\"0 0 264 264\" xmlns=\"http://www.w3.org/2000/svg\"><path fill=\"white\" fill-rule=\"evenodd\" d=\"M10 1H12V0H0V13H2V15H4L3 12L5 11V13H6V14H5V18H6V15H7V19L9 18L8 20H6L3 16L0 15V16L2 17V18L0 17V19H1V21H0L1 24H0V25H1V26H4V27L1 28V30H0V37H2V36H3V37H7V36H8V37H10V36L13 37V36H15V37H17V39H18V37H19V38L21 37L20 40L18 39V41H17L16 38H15V39L13 38V40H14L13 45H14L15 42H16V44H15L16 46L14 47L13 50H16V52H17V51L19 50V48H20L19 46H21L20 44L23 45V46H21V48H22V47L24 48V49H23V48L20 49L21 52H22V50H23V52H22V54H20L19 57H17V61H18V62H19V61L21 60V58H22V60H21V62H20V63H21V66H23V64L26 65L25 61H27V60H28L27 62H31V61H33L32 58H33V59L35 58V57H34V56H35V52L38 51V52H37L38 55L36 54V58H35L36 60L34 59L35 62L33 61V62H31L30 64H28V65H26V66L24 65L25 68H24V66H23V69H24L23 71H22V67H21L19 64L16 63V64L19 65V67H21V68H19V67L17 66V68H16V70H15V73H17L16 71H18V72L21 71L22 74H24V75H22L21 72H19V73H20V77H22V76H23V77L26 76V77H24L26 80H25L24 78H22L20 81H19V79H18V80H15V81H12L9 75H13V74H11V71H10V73H9V71H7V70H9V67H6V68H8V69H5V68H4L3 70L1 69L2 71H5V76H4V73H3V76H4L5 78H4L3 76H1L3 79L6 80V76L8 75L7 77L10 78V80H11L10 82H11V83H12V82H16V84H17V83H18L17 81H19V84L16 85L17 87H16V90H14V91H16V92L19 93V92H20L19 90L22 88L21 86H22V84H24V81H25L26 84H29L28 86H25V84L23 85V86H25V89H24V91H22L23 93L20 92L19 94H17V97H14V99H16V100H24V98H25L24 95H25V94H26V96H27V95H30V96L32 97V99H33V97H35V96H36V97L38 96V98H39V97H42L43 95H42V96H41V95L39 96V95H36V93L39 94L38 92H46V91L48 92V95H49V96H47V97H48L49 99H51L50 96H53L54 98H56V97L60 96V94L63 92L62 89H60V88H64V87H65V89H66V88L68 87L69 90H71V93H70V91H69L68 89H67L68 92H65V91H66L65 89H64V90H65L64 92L67 93V95H68V93H69V98L71 97V95H73V97H71V98H75V97L77 98V99H76L77 101L75 100L76 102H74V99H72L74 103H78V102H79L80 105H81V104L84 105V104H86V103L84 102V99H85V101L89 99L90 101H94L96 104L99 102L98 104H100L101 107H102V106H104V102H107V101H104V99H103L104 96L102 97L100 94H99V95H100L102 98H101L98 94H97L96 96H95V94L89 96V94H88L87 92H89L90 89H91L92 91H95V90H98V89L100 90V89L103 88V86L106 87L107 84H109V85L111 84L112 86H111V85H110V86L108 85V86L106 87V90L111 89V91L108 90V91L111 93V96H110V93H108V92H107L106 95H105V97L107 96V98H108V103H109V101H110L111 103L115 102V103H121V104H122V103H123V97L125 98V97L128 96L125 92H128V91H130V92H132V91H137V90H136V87H137V86L135 87V85L139 83V82H138L139 80L137 79L136 76H134V77H136L137 82H134V81H136V80H134L135 78L133 79L134 81H132V80L130 79V77L133 78V75H135V74L138 75V74L133 72L134 74L130 76L131 73L128 72L129 74H127V77H128V75H129V80H130V81H129V80H128V82H127V81H124L126 76L123 77V78H124L123 81L126 82V83H132V82H133V84H134V83H136V84H135V85L132 84L133 87H132L131 85H130L131 87H130L129 85H127L128 87L126 88V85H123V86H122V84H124V82L120 81L119 76H118V77H115L114 79L112 78V79H113L112 81H111L110 78H109V79L105 78L106 75H105V77H104V74H105L106 72H107V74H108V71H107V70H109V67H110V66H114V68H115V65L118 64V62H117L118 59H124V57L122 58V56L125 55V53L122 55V53L120 54V52H123L125 49L122 51L121 48H118V47H116L115 45H117V44L121 45L123 42H124V43H123L122 45H124V44H129V43H130V45H131V44L135 45L134 47H132V46H131V47H127V49L125 50V51H127L128 54L130 53L129 55L127 54V55H125V56H128V58H131V59H132V58L135 59V57L138 56V53H139V49H140V48H139L138 45H137V44L139 43V41H138V40H135L134 38H136V37L138 38V36L143 35V33H144V35H145L144 37H146V39H144V40H145V42H144L145 44H143V45H150V44H151L150 42H153V43L155 42V43H156V40H157L156 37H155V36H156V35H155L156 32H157V33H160L161 38L164 37V36H163L164 33H165V35H166V32H164V31H160V30H159V31H156V32L154 31V30H156V28H161V29H163V27H166V24H164V21H161V19H163V17H162V18L160 17V18H161L160 21H159L160 23L158 22L159 25H158L157 23H155V24L153 23V24H151V25H153V26L155 25L154 27L151 26V25L149 26V28L152 27V28L154 29V30L152 29L154 32H150V31H151V30H150L151 28H150V29H149V32H147V30H146V31L144 30L145 32L143 31V33H142L141 30H142L143 28H145V27H146V29H147L148 26H147V23L145 22V21H146V20H145L146 16L143 15V12L146 13V9H144V11L141 12L142 10H141V8H140V0H139V1H137V0H136V1H134V0H128V5H127V0H120V2H119L120 4H121L122 2H123L122 4L126 3V5H123L124 7H123V6L121 7L122 4L119 5L120 10H122V9H124V11L126 10V12L123 11L124 13H122V12H121V13H122V14L128 13V15H129V16H128V15L125 14V17H127V18H125L123 15L120 16V17H121V20H122L123 22L120 21V17H119V16L116 18L114 14L112 15V16H114V17H112L111 15H110V17H109V16H106V17H105V16L102 15V16H103V17H102L103 19L101 18V16H99V14H98V15L96 14V16H95V15L93 14V13H95V12H94V11L92 12V10H93L92 8H93V7H88V6H91V5H92V6H94V8L98 7V5H99L98 2H99V0H98L97 3L94 4V5H93V4H88V3H90L89 0H86V1L80 0V1H79V2H80V8L83 7V6H84L83 9H84L85 7H86V8H89L88 10H87V9L84 10V11H86V12H85L86 14H84V16H86V17H83V12H82V15L79 14V12L81 11L82 8H81V9H79V8H78V9H71V10L66 9L65 6H67V4H68L67 1H68V0H60V3H59V4H57V2H56V1H59V0H54V1H53V0H49V1H47V7H48V8H45V7L43 8V7H42V6H43V5H42V2H41L40 0H38V1L36 0L37 3L35 2V0H30L31 2H30L29 0H24V1H23V0H20V1L17 0V4H16V5H18L17 7H19V9H17V10L15 9L14 13H13V11L11 12V10L8 8V6H10V4L13 3L14 0H13L12 2H10ZM18 1H19V2H18ZM25 1H26V2H25ZM82 1H83V2H82ZM87 1H88V2H87ZM111 1H112V0H111ZM113 1L117 2L116 0H113ZM121 1H122V2H121ZM236 1H238V0H236ZM251 1H252V0H251ZM255 1H256L257 4L260 2L259 0H258V1L255 0ZM2 2H4L5 4L3 3L4 5H2ZM7 2H9V3H7ZM81 2H82V3H81ZM132 2H133L134 4H132ZM135 2H136L139 6L136 5ZM223 2H224V1L222 0V2H219V3H221V5H222ZM227 2H230V4L233 5V7H238L237 4H236V2L231 1V0H227V1L224 2V5H223V6H220V8L225 7V5L227 6ZM6 3H7V4H6ZM19 3H20V5H19ZM27 3L30 4V5H28ZM38 3H39V4H38ZM55 3H56V4H55ZM130 3H131V4H130ZM143 3H144V6H146V0H144ZM239 3H241V2H239ZM249 3H251V2H248V4H249ZM260 3H261V6H260L259 9H262V7H263V10H261V12L263 11V13H264V6H262L263 3H264V0H263L262 2H260ZM52 4H53V5H52ZM60 4H61V5H60ZM62 4H63V5H62ZM81 4H82V5H81ZM85 4H86V5H85ZM1 5L4 6V7H1ZM22 5H23V6H22ZM41 5H42V6H41ZM56 5H57V6H56ZM102 5H103V4H102ZM134 5H136V6L134 7ZM218 5H219V4H218ZM240 5H241V4H240ZM28 6H29V7H28ZM31 6H32V7H31ZM53 6H55V7H53ZM59 6H60V7H59ZM61 6H62V7H61ZM95 6H96V7H95ZM21 7H22V8H21ZM39 7H42V9H38ZM57 7H58V8H57ZM133 7H134V8H133ZM138 7H139V8H138ZM7 8H8L9 10H5V9H7ZM20 8H21V9H20ZM29 8H30V10H29ZM56 8H57V9H56ZM90 8H91V10H90ZM121 8H122V9H121ZM125 8H126V9H125ZM220 8H219V9H220ZM22 9H23V10H22ZM27 9H28V10H27ZM32 9H35V10L37 9L36 12H35V10H33L35 16H33L34 14H33ZM50 9H51L53 12H52ZM136 9H137V10H136ZM210 9H211V8H210ZM213 9H214V8H213ZM213 9H211V10H213ZM223 9H225V8H223ZM3 10H4V11H3ZM47 10H50V11L47 13ZM73 10H74V11H73ZM89 10H90V12H92V13H89ZM120 10H119V11H120ZM133 10H134V11H133ZM138 10H139V11H138ZM211 10H210V12H214V11L216 12V11H218L217 9H215L214 11H211ZM7 11L11 12L12 15H11V13H8ZM23 11H24V12H23ZM27 11H28V12H27ZM54 11H55V13H54ZM67 11H68V13L72 16L71 18L69 17V14H66ZM20 12H22V13H20ZM65 12H66V13H65ZM77 12H78V13H77ZM115 12H116V11H115ZM133 12H134V13H133ZM139 12H140V13H139ZM148 12L151 13V11H148ZM19 13H20V14H19ZM26 13H27V14H26ZM52 13H53V17L51 16ZM61 13H64V14H63L64 16H63ZM97 13H98V11H97ZM132 13H133V14H132ZM8 14H10V15L8 16ZM28 14H29V16H28ZM38 14H39V15H38ZM47 14H50V15H49V16H50L49 19L52 18L53 21H52V20L50 21L49 19H47V17H48ZM60 14H61V15H60ZM72 14H73L75 17H74ZM76 14H77V16H76ZM88 14H89V16H88ZM92 14H93V15H92ZM137 14H141V15H139V18L137 17ZM245 14H246V13H245ZM259 14H260V15H259ZM13 15H14V16H13ZM17 15H19V16H17ZM54 15H55V17H57V19L54 17ZM59 15H60V16H59ZM65 15H66V19H65ZM135 15H136V16H135ZM257 15H259V18H258V19L261 21V24H262V21L264 20V17H263L264 15L261 14V13H258ZM262 15H263V16H262ZM22 16H25V19H24V17H22ZM26 16H27V17H26ZM39 16H40V18H39ZM45 16H46V17H45ZM62 16H63L64 18H63ZM92 16H94L96 20L91 22V18H92ZM116 16H117V15H116ZM133 16H134V17H133ZM142 16H143L144 18H143ZM210 16H211V15H210ZM14 17H15V18H14ZM16 17H17V18H16ZM34 17H35V18H34ZM43 17L45 18V20L42 21V19H44ZM68 17H69V18H68ZM73 17H74V18H73ZM78 17H80L79 19L82 20V21L77 22V23H74V21H75L74 19H75V18L78 19ZM107 17L110 18V19H109V22H110L111 24L108 22V18H107ZM130 17H131V18H130ZM136 17H137V18H136ZM245 17H246V16H245ZM261 17L263 18V20L261 19ZM10 18H11V20H10ZM53 18H54V19H53ZM59 18H63V19H59ZM115 18H116V19L119 18V23H118V24H120V26L117 25V24L114 22V21H115ZM142 18H143V19H142ZM198 18H199V17H198ZM203 18H204V17H203ZM231 18H232V21H231ZM234 18H235V17H234ZM234 18H233V16L231 15V16H230V20H229V19H227V20L230 22V24H233V22H235ZM3 19H5V20H3ZM14 19H15V20H14ZM16 19H17V20H16ZM79 19H78V21H79ZM88 19H89V20H88ZM111 19H112V21H110ZM126 19H127V20H126ZM131 19H132V20H131ZM136 19H137V20H136ZM146 19H147L149 22H151V23H152V22H155V18H154V16H152L151 14H150L149 16H147ZM9 20H10V23H12V26H11V24L8 22ZM24 20H25V21H24ZM38 20H39L40 24L37 23ZM48 20H49V21H48ZM56 20H58V21L56 22L57 24L55 23ZM63 20H64V21H63ZM100 20H101V21H100ZM106 20H107V21H106ZM156 20H157V19H156ZM2 21H3V22H2ZM6 21H7V22H6ZM60 21L63 22V23H60ZM124 21H127L130 27L128 26L127 22H124ZM136 21H137V22H136ZM4 22H5V23H4ZM20 22H22V25H20ZM30 22H31V23H30ZM75 22H76V21H75ZM94 22H95L96 24L93 25ZM106 22H108V23H106ZM112 22H114L115 25L112 24ZM116 22H118V20H117ZM129 22H130V23H129ZM142 22H144V23H142ZM42 23H44V24H42ZM121 23H122V24H121ZM138 23H139V24H138ZM15 24H18V25H15ZM27 24H28V25H27ZM33 24H34V26H33ZM35 24H36V25H35ZM54 24H55V26H54ZM58 24H59V25H58ZM66 24H67V25H66ZM73 24H74V25H73ZM109 24H110V25H109ZM124 24H125V25H124ZM131 24H132V25H131ZM133 24H134V25H133ZM160 24H161V25H160ZM19 25H20V26H19ZM24 25H25V26H24ZM38 25H40V26H38ZM48 25H49V27H48ZM51 25H52V26H51ZM68 25H69V26H68ZM97 25H98V26H97ZM126 25H127V26H126ZM246 25H247V24H246ZM263 25H264V21H263ZM5 26H6V27L9 26V27L6 28ZM16 26H17V28H16ZM21 26H22V27L24 26V27L22 28ZM29 26H30V28H28ZM50 26H51L52 28H53V27H54V28L51 29ZM61 26H62V27H61ZM72 26H73V27H72ZM76 26H77V27H76ZM81 26H82V27H81ZM103 26H104V27H103ZM107 26H108V27L111 26L110 28H113L112 31L115 29V28H114L115 26H116V27L118 26L117 29H119L120 32H118L117 29H115V30H116L117 33H119V34L123 33V34L125 35V38H126V39L123 38V37H124L123 34H122L123 37H122L121 35L117 34V35H119L118 38L115 39L116 36L113 35V36H114V38H113L114 41H113V40L111 41L110 39H111V37H112V34H113L114 32H115L114 34H116V31H114V32L111 31V33H108V32L110 31V30H109L110 28H109L108 31L106 32V30H107V28H108ZM122 26H123V27H122ZM158 26H160V27H158ZM10 27H11V29H10ZM18 27H19V28L21 27V28L19 29ZM25 27H26V28H25ZM34 27H35V28H34ZM64 27H65V28H64ZM67 27H68V29H67ZM71 27H72V28H71ZM125 27H127L126 30H128L129 28H131V30L129 29L128 31H125V32H124L123 30H121V29H123V28H124V30H125ZM128 27H129V28H128ZM133 27H134V28H133ZM263 27H264V26H263ZM13 28H14V29H13ZM24 28H25L26 30H25ZM36 28H37V29H36ZM62 28H63V30H61ZM81 28H83V29H81ZM90 28H91V29H90ZM92 28H97V30H95L94 32H97V36H100V37L102 36V40L99 39L100 37H96V36H95V38L99 39V41H98V40L96 41V39H94V41L91 42V41H92V37L90 36V37H91V39H90V37H88V36L91 35L92 31H90V30H92ZM100 28L103 30L102 33H104V32H105V34L108 33L107 36H105V34H102V33L98 30V29H100ZM103 28H104V29H103ZM4 29H5V30H4ZM9 29H10V30H9ZM15 29H16V30H15ZM22 29H23V30H22ZM30 29H32V30H30ZM49 29H50L51 31H49ZM101 29H100V30H101ZM105 29H106V30H105ZM7 30H8V31H7ZM19 30H20L21 32L23 31L24 34L21 33ZM34 30H37V32L34 31ZM46 30H48V31H46ZM60 30H61V32H60ZM66 30H67V31H66ZM78 30H79V31H78ZM3 31H4L5 33H4ZM14 31H15V32H14ZM30 31H31V33H30ZM71 31H72V32H71ZM76 31H78V32L76 33ZM12 32H13V33H12ZM18 32H19V33H18ZM33 32H35V33L32 34ZM38 32H41V33H38ZM64 32H65V33H64ZM70 32H71V34H70ZM73 32H74V34H72ZM84 32H85V33H84ZM127 32H128V33H127ZM130 32H131V33H130ZM16 33H17V34H16ZM28 33H29V36H27ZM37 33H38V34H37ZM43 33H44V34H43ZM49 33H50V34H49ZM60 33L63 34V35H65V36H63V35L61 36ZM75 33H76V34H75ZM98 33H99V34L101 33V35H99ZM125 33H126V34H125ZM132 33H133V34H132ZM135 33H136V34H135ZM216 33H217V32H216ZM233 33H234V32H233ZM1 34H2V35H1ZM4 34H5V35H4ZM7 34H8V35H7ZM20 34H21V35H20ZM26 34H27V35H26ZM46 34L48 35L47 37L44 36V35H46ZM58 34H59V36L57 37ZM68 34H69V35H68ZM217 34H218V33H217ZM230 34H232V33H230ZM241 34H242V33H241ZM17 35H20V36H17ZM24 35H25V36H24ZM34 35H35V36H34ZM51 35H53V36H51ZM128 35H129V36H128ZM131 35H132V36H131ZM154 35H155V36H154ZM160 35H159V36H160ZM32 36H33V37H32ZM36 36H37V38H36ZM49 36H50V37H49ZM68 36H70V39L68 38ZM73 36H74V37H73ZM79 36H80V37H79ZM103 36H104V37H103ZM34 37H35V38H34ZM42 37H44V38L46 37V38H45V40H46V42H47L46 44H45V41H44V40H43L44 43H43V41H41V38H42ZM53 37H54V38H53ZM61 37H62V38H61ZM63 37H64V38H63ZM86 37H87V39H86ZM109 37H110V39H109ZM119 37H122L123 39H121V38H119ZM24 38H25L26 40H25ZM31 38H32L34 41H32ZM44 38H42V39H44ZM47 38H49V40H48ZM51 38H52V39H51ZM55 38H57L58 41H57V39H55ZM60 38H61V39H60ZM65 38H67V39H65ZM72 38H73L74 40H73ZM105 38H108V39L105 40ZM137 38H136V39H137ZM150 38H151V39H150ZM22 39H23V40H22ZM27 39L30 40V41H28ZM39 39H40L39 42H41V44H39L38 41L36 42V40H39ZM78 39H79V40H78ZM118 39H119V40H118ZM147 39H148V40H147ZM149 39H150V40H149ZM155 39H156V40H155ZM158 39H160V37H159ZM47 40H48V41H47ZM60 40H61V41L65 40V41H63V42H64V43H63V42H61ZM67 40H68V41H67ZM100 40H101V42H100ZM115 40H116V42H115ZM127 40H128V41H127ZM154 40H155V41H154ZM231 40H233V39H231ZM19 41H20V43H17V42H19ZM23 41H24V44H23ZM25 41H26V42H25ZM31 41H32V42H31ZM50 41H52L53 43L55 42L57 45H56L55 43L53 44V43L50 42ZM66 41H67V42H66ZM87 41H89V42H87ZM95 41H96L97 43H96ZM106 41H107V42H106ZM110 41H111L112 43H111ZM147 41H148L149 44L146 43ZM27 42H28V43H29V42L32 43V44H30L31 47L29 46V44H28ZM102 42H103V43L106 42V44L109 42V43H108L109 46L106 45V44H101ZM128 42H129V43H128ZM203 42H204V41H203ZM207 42H208V41H207ZM209 42H210V41H209ZM25 43H26V44H25ZM33 43L35 44V46H36V43H38V44H39V47H38V44H37L36 47L32 46V45H34ZM48 43H49V44H48ZM50 43L53 44V45L51 44L53 47L50 45ZM58 43H61V44L58 45ZM98 43H99V44H98ZM43 44H44V45H43ZM47 44H48V45H47ZM81 44L85 45V47H82L83 45H82V46H78V45H81ZM92 44H93L94 46H93ZM96 44H98V45H96ZM100 44L103 45V46H101ZM111 44H112V45H111ZM0 45H1V44H0ZM4 45H6V44H3V46L1 45L0 47H2L3 49H5L6 46H9V45H6V46L4 47ZM27 45H28L29 47H27ZM41 45H42V46H41ZM54 45H56V47H54ZM65 45H66V46H65ZM67 45H68V48H69L67 51H69L70 54H68L69 52H68V53L66 52L67 54L64 52V51L67 49V48H66V49L64 50V48L67 47ZM69 45H70V46H69ZM90 45H91V46H90ZM95 45H96V46H95ZM99 45H100V46H99ZM113 45H114V46H113ZM130 45H129V46H130ZM151 45H152V44H151ZM211 45H212V44H211ZM17 46H18L19 48H18ZM44 46H45V47H44ZM46 46H47L48 48H47ZM59 46H60V47H59ZM107 46H108L109 48H108ZM110 46H111V48H110ZM209 46H210V44H209ZM92 47H93V48H96V49L98 48L97 50L94 49V50H95V53L98 51V52L96 53V56L98 55L96 59H94V57H95V53H93V51H91V50H93ZM100 47H102L101 49H102L103 51H105V50H107V51H112V53H110V54H111L112 56L115 55V57H114V56L112 57V56L109 54V55L112 57V58H111V57L109 56L112 60H111V59H108L109 57L106 55V53H109V52H107V51H106V52H102V50L100 51ZM25 48H26V50H25ZM36 48L39 49V50L42 48L43 50H42V49H41V50H42L43 52H39V50H37ZM70 48H71V49H70ZM85 48H86V49H85ZM112 48H113V49H112ZM131 48H132V49H131ZM143 48L146 49V48H148V47L143 46ZM143 48H142V50H143ZM159 48H160V47H158V49H159ZM206 48H207V47H206ZM6 49H7V51L10 50V49H8V47H7ZM6 49H5V50H6ZM54 49H55V50H54ZM108 49H109V50H108ZM111 49H112V50H111ZM114 49H115V51H114ZM118 49H119V50L121 49V51H118ZM129 49H130V50H129ZM136 49H137V50H136ZM149 49H150V48H149ZM154 49H155V48H154ZM20 50H19V51H20ZM24 50H25L26 53H24ZM35 50H37V51H35ZM41 50H40V51H41ZM63 50H64V51H63ZM70 50H71V51H70ZM81 50H84V51H81ZM87 50H88V51H87ZM155 50H157V48H156ZM161 50H162V48H161ZM230 50H231V49H230ZM10 51H11V50H10ZM19 51H18V52H19ZM34 51H35V52H34ZM48 51H49V52H48ZM52 51H53V52H52ZM117 51H118V53H117ZM125 51H124V52H125ZM144 51H145V50H144ZM242 51H243V50H242ZM244 51H245V49H244ZM31 52H32V55L34 54L33 57H32V55H31L32 58H30V54H31ZM33 52H34V53H33ZM77 52H78V53H77ZM84 52H85L86 54H87V52H89V53L92 52V53H91L92 55H90V57H93V56H94V57H93V61H92V60H87V59H85L86 57L89 58V55H88L89 53L87 54L88 56H86V54H85ZM99 52H102V54H104V55H106V56H104V55H100V56H101V57H100L99 54H101V53H99ZM133 52H134L135 55L133 54ZM155 52H156V51H155ZM246 52H247V51H246ZM19 53H20V52H19ZM39 53H41V54L39 55ZM63 53H64V54H63ZM51 54H52V55H51ZM44 55H45L46 57H44ZM48 55H49V57H48ZM60 55H61V56H60ZM66 55H67V56H66ZM68 55H69V56H68ZM121 55H122V56H121ZM37 56H38V57H37ZM57 56H58V57H57ZM72 56H73V57H72ZM83 56H85V57H83ZM102 56H104V58H102ZM65 57H67V58H65ZM68 57H69V58H68ZM71 57H72V59H71ZM117 57H119V58H117ZM183 57H184V56H183ZM183 57H182V58H183ZM27 58H28V59H27ZM29 58H30V59H29ZM52 58H53V60H52ZM61 58L63 59V61H64L65 59H67V60H65V61H66L65 64L68 63V61L71 60V61L73 62V64H75L74 70H72V68H73L72 65H73V64L71 65V63H70V68H69V64L63 65L64 67H61V66H60L61 68H65L66 71H65L64 69H62V70H61L62 72L59 73V71H58L57 69L59 68V70H60V67L57 66V64L59 63V59L61 60ZM98 58H99V59H98ZM100 58H102L103 60L100 59ZM125 58H126V57H125ZM8 59H9V58H8ZM18 59H20V60H18ZM23 59H25V60H24V63H22V62H23ZM41 59H43V60H41ZM47 59L50 60V61H48ZM55 59H56V60H55ZM68 59H69V60H68ZM81 59H84V60L82 61L83 63H79V62H81V61H80ZM90 59H91V58H90ZM107 59H108V60H107ZM115 59H116V60H115ZM131 59H128L129 62L131 61ZM136 59H137V58H136ZM73 60H74V61H73ZM85 60H86L87 62H86ZM99 60H100L101 62H100ZM106 60H107V61H106ZM124 60H125V59H124ZM126 60H127V58H126ZM128 60H127V61H128ZM38 61L41 62V64H39ZM42 61H43V62H42ZM52 61H53V63H55V64H52ZM63 61H62V62H63ZM71 61H70V62H71ZM78 61H79V62H78ZM84 61H85L86 64H88V67H87V66H84V65H85V64H84ZM90 61H92L93 63L90 62ZM108 61H109V62H108ZM113 61H116L117 64H115L116 62H113ZM120 61H122V60H120ZM120 61H119V62H120ZM127 61H126V62H127ZM37 62H38V63H37ZM57 62H58V63H57ZM89 62H90V63H89ZM111 62H113V63H111ZM220 62H221V61H220ZM224 62H225V61H224ZM97 63H99V64L97 65ZM102 63H103V66H102V67H104L103 69L106 68L105 72H103V70L100 69V68H102V67H101ZM104 63H105V64H104ZM130 63H132V62H130ZM37 64L40 65V66H38ZM48 64H49V65H48ZM76 64H77V65H76ZM78 64H80V65H83V64H84V65L81 67V66H79ZM91 64H92L93 66H91ZM107 64H108V65H107ZM111 64H112V65H111ZM113 64H115V65H113ZM220 64H221V63H220ZM263 64H264V63H262L261 66H263ZM42 65L44 66V68L46 69V71H45V69L43 68ZM50 65H51V68H50ZM58 65H59V64H58ZM60 65H61V64H60ZM95 65H96V66H95ZM106 65H107V66H106ZM127 65H128V64H127ZM133 65L135 66V64H133ZM136 65H137V63H136ZM161 65H162V66H165L166 64H164V65L161 64ZM218 65H219V64H218ZM3 66H4V65H3ZM7 66H10V64H7ZM31 66H32V68H33L34 70H32ZM34 66H35V68H34ZM36 66H37V67H36ZM54 66H57V67L55 68L56 70H53V67H54ZM66 66H67V67H66ZM77 66H78L79 68H81V70H83L82 73H81L80 75L78 74V72L80 73L81 70H79V68H78ZM90 66H91V67H90ZM98 66L100 67L99 69L97 68ZM130 66H132V65H130ZM185 66H186V65H185ZM198 66H199V65H198ZM241 66H244V65H241ZM27 67H28V68H27ZM76 67H77V69H76L77 72L75 73L74 71H75V68H76ZM95 67H96L98 70H97ZM116 67H117V66H116ZM135 67H137V66H135ZM135 67H134V68H135ZM26 68H27V69H26ZM42 68H43V69H42ZM47 68H49L48 71H47ZM92 68H94V69H92ZM110 68H111V67H110ZM225 68H227V66H226ZM228 68H230V66H229ZM263 68H264V66H263ZM35 69H37V71H36ZM39 69H42V70H39ZM50 69H51V70H50ZM91 69H92L93 72L91 71ZM127 69H128V68H127ZM131 69H133V68H131ZM27 70H30V71L32 70V72L29 73V71H27ZM100 70H102V71H100ZM2 71H0V72H2ZM24 71H25V73H23ZM26 71H27V72H26ZM51 71H52V72H51ZM53 71H54V72H53ZM55 71H56V72H55ZM57 71H58V72H57ZM72 71H73V72H72ZM88 71H89V72H88ZM63 72H65V73H63ZM91 72L93 73V75H92ZM94 72H95V73H94ZM98 72H99V73H98ZM101 72H103L104 74L101 73ZM7 73H9V74H7ZM19 73H18V74H19ZM26 73H27V74H26ZM58 73H59V74H58ZM62 73L64 74V76H65V74H66V75H69V78L65 79L64 76L62 75ZM69 73L72 74V75H70ZM74 73H75V74H74ZM114 73H115V72H114ZM120 73L123 74L122 72H120ZM0 74H1V73H0ZM28 74H29V76H27ZM31 74H32V75H31ZM34 74L36 75V77H35ZM48 74H49V76H46V75H48ZM50 74H51V75H52V74L55 75L56 78H57V80L54 79L55 77H54L53 75H52L53 77L50 76ZM97 74H98V76H97ZM99 74H100V75H99ZM112 74H113V73H112ZM112 74H110V75H112ZM118 74H119V73H118ZM154 74H155V73H154ZM21 75H22V76H21ZM61 75H62V76H61ZM110 75H109V77H110ZM114 75H115V74H114ZM125 75H126V74H125ZM18 76H19V75H18ZM71 76H75V77L71 78ZM99 76H103V79H102V78L100 79ZM116 76H117V74H116ZM11 77H12V76H11ZM27 77H29V78H27ZM37 77H38V78H37ZM39 77H40V80H39ZM47 77H50V78H47ZM51 77H52L54 80H51ZM65 77H66V76H65ZM67 77H68V76H67ZM76 77H78V78H76ZM107 77H108V76H107ZM17 78H19V77H17ZM45 78H46V79H45ZM3 79H1V80H3ZM12 79H13V78H12ZM30 79H31V80H30ZM63 79H65V80H63ZM70 79H71V80H70ZM72 79H73V80H72ZM82 79H84V80H82ZM90 79H92V81H90ZM5 80H3V81L0 83V85H2V84H8V83L5 82ZM23 80H24V81H23ZM35 80H36V81H35ZM37 80H39V81H37ZM78 80H79V81H78ZM109 80H110V81H109ZM215 80H216V79H215ZM27 81H28V82H27ZM29 81H31V82H29ZM50 81H52L53 83H49ZM63 81H64V84H65V85H67V84H68L69 86L71 85V86H70L71 88H70L68 85H67V87L64 86V85H62V86H64V87H62V86H61V83H62ZM70 81H71V82H70ZM73 81H74V82H73ZM114 81H115V83H114ZM145 81H146V80H145ZM212 81H213V80H212ZM219 81H220V79H217V81H215V82H216V85L219 84ZM7 82H9V79H7ZM20 82H21V83H20ZM36 82H37L38 84L40 83V84H39V87H38V85L36 84ZM65 82H70V84H69V83H65ZM105 82H106V83H105ZM120 82H121L122 84H120ZM11 83H9V84H11ZM32 83H35L37 87H36V86L33 87ZM44 83H45V84H46V83H47V84L49 83L48 85H52V86H51V87H50V86H47V87H49L50 89H51V88H53V89L49 90V88H46V87L44 86V85H45ZM58 83H59L60 85H59ZM73 83H74V84H73ZM78 83H79V84H78ZM83 83H84V84H83ZM113 83L116 84V85L114 86ZM145 83H146V82H145ZM9 84H8V85H9ZM47 84H46V85H47ZM62 84H63V83H62ZM81 84H82V85H81ZM85 84H86V85H85ZM104 84H105V85H104ZM57 85H59V86L57 87ZM73 85H74L76 88L73 87V88H74V89H73V88H72ZM76 85H77V86H76ZM118 85H121V86H118ZM30 86H32V88H34V89L31 90V88H29ZM40 86H41V87H40ZM42 86H44L45 88L42 87ZM116 86H117V88H116ZM18 87H20V88L17 89ZM26 87H28V88H26ZM86 87H88V88H86ZM105 87H104L103 89H105ZM113 87H115L116 90H115ZM123 87L125 88V90H123ZM129 87H130V88H129ZM41 88H42V90H41ZM55 88H56V89H55ZM57 88H58V89H57ZM121 88H122V89H121ZM128 88H129L130 90H128ZM131 88H132V89H131ZM0 89L2 90V88H0ZM8 89H10V87H8ZM43 89H44V90H43ZM59 89H60V91H59ZM1 90H0V92H1ZM10 90H12V89H10ZM27 90L30 91V92H29V93H26ZM35 90H36V91H35ZM37 90H39V91L37 92ZM48 90L50 91L51 94L49 93ZM118 90H119V91H118ZM122 90H123V91H122ZM127 90H128V91H127ZM215 90L218 91V92L220 91V90H219V87H215ZM3 91H5V89L2 90V92H3ZM6 91H7V90H6ZM61 91H62V92H61ZM76 91H77V92H76ZM92 91H90V93H91ZM101 91H102V90H100V91H98V92H101ZM104 91H105V90H104ZM112 91H113V92H112ZM117 91H118V92H117ZM210 91H212V90H210ZM8 92L10 93L11 91L8 90ZM34 92H35V93H34ZM60 92H61V93H60ZM64 92H63V93H64ZM102 92H103V91H102ZM102 92H101V94H102ZM105 92H106V91H105ZM121 92H122V93H121ZM231 92H232V91H231ZM248 92H251V91H247L246 93H248ZM58 93H59V95H58ZM72 93H73V94H72ZM92 93H93V92H92ZM92 93H91V94H92ZM95 93H96V92H95ZM123 93H124V94H123ZM21 94H22L23 97H21ZM32 94L35 95V96H33ZM42 94H44V93H42ZM46 94H47V93H46ZM55 94H56V95H55ZM70 94H71V95H70ZM81 94L83 95V97H82ZM104 94H105V93H103V95H104ZM116 94H117V95H116ZM125 94H126V95H125ZM10 95H11V93H10ZM124 95H125V96H124ZM8 96H9V95H8ZM14 96H15V95H14ZM18 96H19V98H18ZM64 96H65V95H64ZM74 96H75V97H74ZM91 96H92V97H91ZM97 96H98V98H97ZM108 96H109V97H108ZM113 96H114V97L116 96V97H115L116 99H115ZM122 96H123V97H122ZM160 96H161V95H160ZM163 96H164V95H163ZM208 96H209V95H208ZM208 96H207V97H208ZM211 96H212V95H211ZM213 96H214V95H213ZM2 97H4V96L1 95V98H2ZM12 97H13V96H12ZM20 97H21V98H20ZM67 97H68V96H66L65 98H67ZM95 97H96V101H95ZM155 97H156V96H155ZM155 97H154V98H155ZM200 97H201V96L199 95V101H201V103H202L203 101H202V99L200 100ZM209 97H210V96H209ZM219 97H220V96H219ZM9 98L11 99L10 96H9ZM28 98H29V97H28ZM60 98H62L61 100H63L64 97H60ZM60 98H59V99H60ZM65 98H64V99H65ZM69 98H67V99H69ZM78 98H79V100H78ZM99 98H101L102 101H101V100H98V101H97V99H99ZM107 98H106V100H107ZM160 98H161V97H159V99H158V102H159V103H158L157 101L155 102V100H154L153 98H152V99H153L154 103H156V104L158 103V104H157L158 107H160V108H165L167 105H165L163 102H165V100H166V101L168 100V96L165 97V99H163L162 101H161ZM203 98H204V96H203ZM211 98H212V97H211ZM211 98H210V99H211ZM213 98H215V97H213ZM216 98H217V97H216ZM216 98H215V100H213V101H217ZM57 99H58V98H57ZM67 99H66V100H67ZM82 99H83V101H82L83 103L80 102ZM93 99H94V100H93ZM120 99H121V100H120ZM152 99H151V103H152ZM210 99H209V100H210ZM25 100L28 101V100H30V99H26V98H25ZM33 100H34V99H33ZM54 100H55V99L52 98V101L50 102V100H49V103H52V102L54 103ZM66 100H64V101H66ZM117 100H118V101H117ZM100 101H101V102H100ZM197 101H198V100H197ZM213 101H209V102H208L209 105H211V104H213V105H217V106L219 105V104H216V103L213 102ZM57 102H59V100H58ZM57 102H56V100H55L54 105H56V106L60 105V104H57ZM61 102H63V101H61ZM160 102H162V103H160ZM193 102H194V103H191V104L189 103V105H191V107H189V108H190L189 111H190L191 109L196 110V108H194L195 105H192V104H195L196 100L194 99ZM23 103H24V102H23ZM23 103H22V104H23ZM59 103H60V102H59ZM71 103H72V102H71ZM71 103H68V104H71ZM154 103H153V104H154ZM199 103H200V102H199ZM201 103H200V104H201ZM19 104H21V102L17 103V105H18L19 107H20V106H21V107L24 106V104H23V105H19ZM62 104H63V103H62ZM89 104H92V103H89ZM89 104L87 103V108H88V105H89ZM106 104H107V103H106ZM156 104H154L153 106H155ZM197 104H198V103H197ZM9 105H10V106H9ZM29 105H30V104L27 103V105L24 106V107L27 108ZM72 105H73V104H72ZM75 105H76V104H75ZM75 105H74L73 107H72V106H71V107L74 109V107H76V106L79 105V104H77L76 106H75ZM133 105H134L135 108L137 107L136 104L133 103ZM150 105H151V104H150ZM157 105H156V106H157ZM202 105H203V104H202ZM202 105H200V106L202 107ZM209 105H208V106H209ZM221 105H222V104H221ZM221 105L218 106V109H219V107H220ZM46 106H47V105H46ZM63 106H64V104H63ZM63 106H62V107H63ZM85 106H86V105H85ZM94 106H95V104H94L92 107H94ZM96 106H97V105H96ZM151 106H152V105H151ZM153 106H152V107H153ZM156 106H155V107H156ZM183 106H184V105H182V107H183ZM185 106H188V103L185 104ZM198 106H199V104H198ZM204 106H206V105H204ZM217 106H215V107H211V108L209 107V108H210V109H213V108L215 109ZM253 106H254V104H253ZM256 106H259V105L257 104ZM7 107H13V106H12L11 103H9V104L7 105ZM31 107H36V106L31 104ZM50 107H51V106H50V104H49V108H50ZM54 107H55V106H53V108H54ZM62 107H61V106H58V107H57V108L59 109L58 111H60V109H61ZM81 107H84V106L81 105ZM81 107H77V108H81ZM92 107H89V109H88L87 111L84 112V113H86V115H87V117L85 116V117H86V120H87V118L89 119V121H87V123H88V122H89V123L91 122L90 125H89V123H88V127L90 126V128H88V130H91V131H88V130H86V131H88V132H92V131H93V128H92V127H94V126H91V125H92V124L95 125L94 123H95L98 119H100L99 121L96 122V125L99 124V123H100V125H101V123H102V127H101L100 125H98V129H100V130L103 129V128H104L103 130H106V129H105V126H106V128H108L107 125L110 124V123H113V124H110V125H113V126L116 125L117 128H116V127H113V128H114V129H113L112 127H109V129L112 128L113 131H114V130H118V125H123L122 127H120L119 130H122V131H123L125 128H129L128 131H127V129H126L125 132H126V133H130V131H131V130H130V127H128L127 125H129L130 122L132 121V116L130 117V115H129V118L127 117L126 120H125V115H126L125 113H123V114H124V115H123L122 113H119V114H118V112H117L118 115L115 116V115H116V110H115V108L110 107V106H107V109L109 110L108 113L110 114V117H111L113 120H111V118L108 116V113H107V115L104 114V117H103V115H101L100 117L96 115V117H99V118H98V119L96 118V121H95V119H93V118H94V117H93L94 113H95V114H98V112L101 111V110H98V109H97V108H100V106H99V107H96V109H93ZM152 107H151V108H152ZM201 107H197V108H200V109L202 110L203 108H201ZM206 107H207V106H206ZM251 107H252V105H251ZM28 108H29V107H28ZM49 108H48V109H49ZM94 108H95V107H94ZM105 108H106V107H105ZM137 108H138V107H137ZM180 108H181V107H180ZM180 108H179V109H180ZM185 108H187V110H188V107H184V108H183V111H185ZM207 108H208V107H207ZM51 109H52V107H51ZM54 109H55V108H54ZM63 109H64V111H63ZM63 109H61L60 113H59L58 111H56V110H55L56 112H55L54 110H53V112H51L50 110L47 112V113H49V114H47L46 120L48 121L47 124H48L49 127H50V125H51L50 123H51V122L53 123V121H54L55 119L57 120L58 117H59V120H60V119H64V120H66L67 118H70V119H71V117L73 118V116H70V115H71V111H70V114H68V115H67V113H65V112H68V113H69L68 110H69V109L71 110L70 107L68 108V106H67V107L65 106V108L63 107ZM65 109H66V110H65ZM67 109H68V110H67ZM216 109H217V108H216ZM193 110H192V111H193ZM62 111H63L64 113L61 114ZM178 111H179V110L177 109V111H175L174 113L177 114ZM180 111H182V108H181ZM180 111H179V112H180ZM57 112H58V113H57ZM146 112H147V111H146ZM146 112H145V115L147 114ZM149 112H152V111H149ZM149 112H148V113H149ZM154 112H155V111H154ZM154 112H153V114H154ZM179 112H178V113H179ZM32 113H33V112H32ZM53 113H55V114H53ZM192 113H193V112H192ZM199 113H200V112H199ZM199 113H198V114H199ZM30 114H31V113H30ZM37 114H38V115L35 114L34 116H33V114H32L33 118H35V117H37V116H39V115H42V114H40V113H37ZM58 114H60V115H58ZM72 114H73V112H72ZM150 114H151V113H150ZM183 114H184V113H183ZM194 114H195V113H194ZM194 114H193V115H194ZM56 115H57L58 117H56ZM62 115H63L64 117H63ZM65 115H66V116H65ZM155 115H156V114H155ZM171 115L173 116V114H171ZM180 115H181V114H178V116H180ZM199 115H200V114H199ZM258 115H260V113H258V114L256 115V117H257ZM49 116H50V117H49ZM67 116H68V117H67ZM106 116H107V117H106ZM169 116H170V115H169ZM169 116H168V117H169ZM175 116H176V115H175ZM195 116H196V115H195ZM197 116H198V115H197ZM53 117H54V118H53ZM65 117H67V118L65 119ZM108 117H109V120H108ZM145 117H146V116H145ZM145 117H143L142 119H144ZM148 117H149V114H148ZM148 117L145 118V121L148 119ZM151 117H152V116H151ZM151 117H150V118H151ZM160 117H161V116H159V118H160ZM164 117H165V116H164ZM176 117H177V116H176ZM199 117H200V116H199ZM79 118H80V117H79ZM79 118H78V119H74V121H76V120H80V119H81V118H80V119H79ZM170 118H172V117L170 116ZM259 118H260V117H258V119H259ZM48 119H49V120H48ZM52 119H53V121H52ZM82 119H83V118H82ZM82 119H81V120H82ZM106 119H107L108 121H107ZM164 119H166V118H164ZM168 119H169V118H168ZM168 119H167V120H168ZM110 120H111V121H110ZM130 120H131V121H130ZM139 120H141V119H139ZM139 120H137V121H139ZM71 121H72V120H71ZM94 121H95V122H94ZM109 121H110V122H109ZM125 121H126L127 123L124 124ZM128 121H129V122H128ZM145 121L143 120V122H145ZM148 121H149V119H148ZM161 121H162L163 123H161ZM170 121L172 122V119H171V120L169 119V120L167 121L168 124H169ZM194 121H195V120H194ZM194 121H193V122H194ZM202 121H203V120H202ZM202 121H201V122H202ZM215 121H217V120H215ZM250 121H251V122H250L249 124H251V123L253 124L254 120H250ZM21 122H22V120H21ZM92 122H93V123H92ZM98 122H99V123H98ZM122 122H123V124H122ZM167 122L164 121L163 119L160 120V123H161V124H164V123H167ZM171 122H170V124H172ZM201 122H200V124H201ZM219 122H220V121H219ZM219 122L217 121L216 123L220 125L222 122H221V123H219ZM248 122H249V121H248ZM24 123H25V122H23V124H24ZM76 123H78V122H76ZM104 123H105V125H104ZM139 123H140V122H139ZM139 123L136 122V124H137L136 126H139V125H138ZM156 123H157V122H156ZM158 123H159V122H158ZM173 123H174V122H173ZM175 123H176V122H175ZM196 123H197V121H196ZM209 123H210V122H209ZM209 123L205 122V124H209ZM212 123H213V122H212ZM212 123H211V124H212ZM228 123H229V122H228ZM256 123H258V122H256ZM70 124H71V122H70ZM70 124L67 123L66 125H69L68 128H69L70 130H72L73 128L71 129L70 127H74L75 122H74V125H73V123L71 124L72 126H70ZM80 124H81V123H80ZM117 124H118V125H117ZM230 124H231V123H230ZM103 125H104V126H103ZM130 125H131V124H130ZM133 125H134V124H133ZM221 125H222V124H221ZM224 125H225V128H226V129H225L226 131H227V130H231L230 125H229V128H230V129L227 128V127H228L227 122H226V124H225V122H224ZM224 125H222V126H224ZM108 126H109V125H108ZM126 126H127V127H126ZM163 126H164V125H163ZM163 126H161L162 128L160 127L162 130H163ZM222 126H218V125H217V127H214V128L212 127V129H214L215 131H218V130H219V131H222V129H223V131L225 132V130H224V128H223ZM123 127H124V129H121V128H123ZM164 127H165V126H164ZM168 127H169V126H168ZM81 128H82V127H81ZM131 128H132V127H131ZM172 128H173V127H172ZM172 128H168V129H169V132H170V130H171V132L168 133L169 135L172 134V132H173V129H172ZM180 128H181V127H180ZM192 128H193V127H192ZM195 128H196V127H195ZM195 128H194V129H195ZM197 128H198V127H197ZM215 128H217V129H215ZM50 129H52V128H51V127L49 128V132H50V131L52 132L53 129H52V130H50ZM82 129H83V128H82ZM82 129H81V130H82ZM109 129L107 130L108 132H110ZM174 129H175V128H174ZM178 129H179V128H178ZM185 129H186V128H185ZM187 129H188V127H187ZM212 129L209 130V128H205L204 130L213 131ZM262 129H264V128H262ZM262 129H260V128H259V129L256 128V130H257V131H256V134H255L256 137H252L254 134H253V133L251 134L250 131H249L250 133H248V132H243V133H242L243 136L240 135L239 139L242 138V140L240 139L241 141H240V140H239V141H240V143H242L243 146H244L243 139H244V138H247V139L249 140V141L246 140V142H248V145H245V146H244V148L247 147V148H245L247 151L241 146L240 143H237V144L234 143V140H236L235 137L232 138V139H233V144H232L231 142L228 143V141H230V140H232V139L229 138V139H230V140H229V139L227 138L228 141L226 142L225 145H227V143H228L227 147H228L229 145H230L229 147H231V146H233V145L235 144L233 147L236 146L237 149H240V152H241V153H244L245 158H243V160H242V159L239 160V161L243 162V161H245L246 159H248V158H252V157H254V156L256 155V153L254 152V149L256 148V146H254V145H256L257 142L259 143V145L261 144L260 147H262V149L264 150V142H263V141H264V138H263V137H264V136H263L264 133H262L263 135L261 134V135L259 136V131H260V133H261V130H262ZM73 130H74V129H73ZM73 130H72V131H73ZM81 130H80V131H81ZM95 130H97V126L94 127V131H95ZM119 130H118V131H119ZM133 130H134V129H133ZM162 130H160V131H162ZM164 130H167V129H164ZM57 131L59 132V130L56 129V132H54V134H53V132H52V134H51V138H53L54 136H55V137H54L53 139H56L57 137H58V139L60 138V136H59V134L57 133ZM82 131L85 132V130H82ZM82 131H81V132H82ZM113 131L111 130V132H113ZM167 131H168V130H167ZM167 131H164V132L166 133ZM186 131L189 132L190 130H186ZM209 131L207 132V133L209 134L208 136H210V133H211V132H209ZM223 131H222V132H223ZM263 131H264V130H263ZM263 131H262V132H263ZM134 132H135V130H134ZM153 132H154V130H153ZM162 132H163V131H162ZM164 132L162 133V135L164 134V137H163V136L160 137V136H159V135H160L159 132H158V135H157V133H156V136H157V137L154 136V134L150 132V133L148 134V135H149L148 137H147V136H144V138L146 137V139H145L146 141L144 140L143 142H141V144H140V143H137L136 145H133V146L138 147V148H134V149H133L134 152L138 149L137 152H136L137 155L132 151V152L134 153V155H131L130 153H129V155H127V154H128V152H127L126 154L123 153L124 155L121 154L120 156H122V155H123V156H139V155H143L144 153H142V152H141V153H138V151L141 149L140 147H142L143 149L146 148V147H148L149 143H145V142H147V140H148V142H149V140H150V141L152 140L151 142H153L155 139H157V140H158V139H162V140H164V139H165V133H164ZM257 132H258V134H257ZM160 133H161V132H160ZM183 133H184V135L187 134V132H186V134H185L184 129H183V131H182V134H183ZM191 133H192V132H191ZM204 133H205V134H201V133H199V135L201 134V135L203 136V138H204V136H206V134H207L205 131H204ZM246 133H247V135H245ZM55 134H57L58 136L55 135ZM169 135H168V137L166 136L167 139H168V138L170 139ZM187 135H189V133H188ZM187 135H186V138H187ZM201 135H200V136H201ZM244 135H245V136H244ZM158 136H159L160 138H159ZM200 136H198V138H199ZM208 136H206L207 139L209 138ZM257 136L259 137L258 139H257ZM49 137H50V135H49ZM206 137H205V138H206ZM210 137H211V136H210ZM243 137H244V138H243ZM248 137H249V138H248ZM172 138L174 139V137H171V139H172ZM253 138H255V141H256V139H257V141L255 142ZM18 139H19V138H18ZM18 139H17V140H18ZM21 139H22V138H21ZM60 139H61V138H60ZM60 139H59V140H60ZM173 139H172V140H173ZM176 139H177V138H176ZM201 139H202V138H201ZM209 139H210V138H209ZM224 139H225V138H224ZM260 139H261V140H260ZM61 140H62V139H61ZM157 140H156V141H157ZM177 140L179 141V137H178ZM177 140H176V141H177ZM205 140H206V139H204V141H205ZM210 140H211V139H210ZM210 140H209V141H210ZM50 141H51V139L49 138V142H50ZM206 141H208V140H206ZM209 141H208V142H209ZM49 142H48V143H49ZM55 142H56V140H55ZM57 142H58V140H57ZM151 142H150V143H151ZM202 142H203V139H202ZM202 142H201V143H202ZM235 142H236V141H235ZM246 142H245V144H247ZM262 142H263V144H262ZM178 143H180V142H178ZM201 143H200V144H201ZM209 143H210V142H209ZM215 143H216V142H215ZM49 144H50V143H49ZM51 144H53L52 147L55 146V145H54L55 143H53V140H52V143H51ZM146 144H147V145H146ZM175 144H177V143H175ZM181 144H182V143H181ZM194 144H195V143H194ZM206 144H207V142H206ZM206 144H205V145H206ZM141 145L146 146V147H143V146H141ZM150 145H151V144H150ZM177 145L181 146L180 144H177ZM183 145H184V144H183ZM183 145H182V146H183ZM208 145H209V144H208ZM213 145H214V142H213ZM216 145L219 146L218 143H217ZM220 145H221V144H220ZM223 145H224V143H223L221 146L223 147ZM239 145H240L241 147H240ZM50 146H51V145H50ZM69 146H70V144H69ZM82 146H83V147H82ZM139 146H140V147H139ZM174 146H175V145H174ZM179 146H175V148H179ZM193 146H194V145H193ZM196 146H198V145H195L194 148H196ZM200 146L202 147V144H201ZM214 146H215V145H214ZM253 146H254L255 148H254ZM257 146H258V144H257ZM70 147H71V146H70ZM80 147H81V148H86V144H83V143H82V144H80ZM162 147H163V148H162ZM167 147H168V146H166L165 149H167ZM49 148H51V147H49ZM139 148H140V149H139ZM180 148H181V147H180ZM135 149H136V150H135ZM162 149H164V146H163V145L160 147V150H162ZM212 149H213V148H212ZM214 149H215V148H214ZM210 151H211V150H210ZM245 151H246V152H245ZM132 152H131V153H132ZM161 152H162V153H161ZM161 152L159 151L158 154H157L156 152H154V154H153V152H152V153H150V157L152 158L153 155H154L155 157H157V155H158L159 157L163 156V157L165 158V156L167 157V156H169V155H171V154L174 155V154L177 153L176 155H174V156H176V158H174L172 161H171V159H166V158H165V159H164V158H163V159H162V158H161V159H160V158H159V159H158V158H153L152 160H151V159H150V160L147 159V160H144V161H145L144 163H146V164H144V165H147V163H148V165H147V167H146V166H143L144 168L142 167V165H143V164H142V163H143L142 160H138V161H140L139 163L142 164V165H140V164L138 165V164H137L138 161H135L134 159H126V158L110 159V160H109V159H108V160L106 159L107 162H106L105 159H103V160H98V161H97V163H98L99 166L97 165L98 167H95V168L93 167V170H94L95 172H97V171L103 172V171L106 170L105 168L109 169V168L112 167V168L110 169V171H112V170L115 171L116 169H118V171H119L120 167L122 166V167H127V168L130 167L129 170L131 171V169L135 166V167L132 169V171L135 170L136 168H137V169H136L135 171H140V172L144 171V172H145V175L143 176V179H146V180H147V179H153L154 177H156V175H155L154 173H155V171H157V169H158V170H160V169L158 168V166H155V165H157L158 163H161V165L158 164V165L161 166V171L163 172L162 175H160V176H164V178L166 179L167 177L165 176L166 174L164 175V169H165L169 164L172 165V162H173V161H175L177 164H178V163L182 164V162H187V161H188L189 163H193V162H194L193 160H190V159H180V156L183 157L184 155H186L183 151H182L181 153H180V152H174V154H173V152L166 153V154H165V152L163 153V151H161ZM207 152H208V151H207ZM211 152H212V151H211ZM253 152H254V154H253ZM133 153H132V154H133ZM203 153H204V152H203ZM212 153H213V155H215L214 152H212ZM212 153H208V154H209V155L211 154V156H212ZM258 153H259V152H258ZM50 154H51V153H50ZM234 154H235V153H234ZM234 154H230V155L233 157V158H232L233 160H236ZM144 155H145V154H144ZM146 155H149V154H146ZM204 155H205V154H204ZM226 155H227V154H226ZM228 155H229V153H228ZM233 155H234V156H233ZM240 155H242V154H240ZM253 155H254V156H253ZM154 156H153V157H154ZM242 157H243V155H242ZM244 159H245V160H244ZM111 160H113L114 162H112ZM115 160H116V161H115ZM125 160H126L127 165L125 164ZM129 160L131 161V162H130L131 164H129ZM133 160H134V161H133ZM148 160H149V162H148ZM153 160H154V161H153ZM233 160H232V161H233ZM62 161H64V160H61V162H62ZM88 161H90V160H88ZM109 161H110V162H109ZM117 161H118V162H117ZM120 161H121V162L123 161V162H122L121 164H119ZM141 161H142V162H141ZM198 161H199V160H198ZM202 161H204V160H202ZM202 161H200V162H198V163H202ZM209 161H210V162H209ZM212 161L214 162L215 160H213V159H212V160L210 159V160H208V161L206 160L207 163H211ZM224 161H226V164L224 163ZM246 161H247V160H246ZM57 162H58V161H57ZM104 162H105V163H104ZM111 162H112L113 164L115 163L116 166H114V167H113V166H110V164L113 165ZM133 162H134V164H132ZM152 162H153V164H151ZM154 162H156V163H154ZM157 162H158V163H157ZM195 162H196V161H195ZM195 162H194V163H195ZM206 162L204 161L203 164L206 163ZM213 162H212V164H214ZM215 162H216V161H215ZM228 162H229V160H228V161H227V160H223V163H224L223 166H225V165H226L227 167H228V166H231V165H233L232 163H233L234 161L231 162V159H230V163H228ZM247 162H249V161H247ZM256 162H257V163H256ZM256 162H255V164H257L259 167L264 163V162H262V161L260 162V160H258V161L256 160ZM65 163H66V160H65ZM78 163H79V162H78ZM78 163H77V164H74V166H76V165L79 166L78 168L80 169L79 171H81V172H84V171L87 170V169H88L87 171H89L90 169H92V168H90V167L87 168V167L89 166L88 164H85V166H82V168H83V169H82V168L80 167V165H78ZM86 163H89V162L86 161ZM99 163H100L101 165H100ZM135 163H136V164H135ZM55 164H56V165H55ZM55 164H53V165H54V166H57V167H58L59 165H61L62 168L59 166V171H62L63 168H65L64 165H66V164H64V162L62 163V164H64L63 166H62V164H60L59 162H58V163H55ZM115 164H114V165H115ZM163 164H164V165L168 164V165H167V166H164ZM228 164H229V165H228ZM255 164H253V165H255ZM53 165H52V166H53ZM86 165H87V167H86ZM90 165H91V164H90ZM102 165L104 166V168H103ZM106 165H107V166H106ZM108 165H109V166H108ZM128 165H131V166L128 167ZM132 165H134V166L132 167ZM137 165H138L139 168L137 167ZM198 165L200 166L199 169H201V168H202V167H201L202 165H200V164H198ZM216 165H217V164H216ZM77 166H76V167H77ZM119 166H120V167H119ZM140 166H141V168H140ZM148 166H149V168H148ZM151 166H153V167H151ZM160 166H159V167H160ZM162 166L164 167V169H163ZM226 166H225V167H226ZM50 167H51V165H50ZM66 167H68V166L66 165ZM100 167H101V170H100ZM108 167H109V168H108ZM150 167H151L153 170H151ZM155 167H156L157 169H156ZM227 167H226V168H227ZM256 167H257V166H256ZM259 167H257V168H259ZM54 168H56V167H54ZM78 168H77V169H78ZM86 168H87V169H86ZM98 168H99V169H98ZM102 168H103V169H102ZM207 168H208V167H207ZM207 168H206V169H207ZM217 168H218V167H217ZM52 169H53V167H52ZM60 169H61V170H60ZM142 169H143V170H142ZM145 169L148 170V171H146ZM149 169H150L151 171H150ZM154 169H156V170H154ZM168 169H170V168H168ZM171 169H172V168H171ZM171 169H170V170H171ZM195 169H196V168H194V170H195ZM253 169H255V171L258 172V171H257L258 169H256V168H253ZM253 169H252V170H253ZM64 170H65V169H64ZM102 170H103V171H102ZM166 170H167V168L165 169V171H166ZM170 170H169V171H170ZM183 170H184V169H183ZM191 170H193V169H191ZM196 170H197V169H196ZM207 170L210 171V170H213V168H211V169L208 168ZM207 170H205L204 167L202 168V172L204 171L203 173H206ZM252 170H251V172H252ZM32 171H33V170H32ZM38 171H40V170L38 169ZM90 171H91V170H90ZM152 171H154V172H152ZM167 171H168V170H167ZM185 171H186V170H185ZM187 171H188V170H187ZM195 172H196V171H195ZM199 172H200V171H199ZM249 172H250V171H249ZM147 173H148V175H147ZM150 173L152 174V176L149 175ZM197 173H198V172H197ZM249 174L251 175L252 173H249ZM146 175H147V177L144 178ZM36 176L39 177V179H40V177H41L40 175H36ZM36 176L33 175L32 178H36ZM167 176H168V175H167ZM210 176H211V175H210ZM251 176H252V175H251ZM251 176H250V177H251ZM85 177H86V176H85ZM85 177L83 176V178H85ZM94 177L96 178V175H95ZM94 177H93V179H95ZM97 177H98V176H97ZM101 177H102V176H101ZM101 177L99 176L97 179L100 181ZM115 177H117V176H115ZM118 177H122V178H123V176H118ZM118 177H117V178H118ZM127 177H128V176H127ZM127 177H126V178H127ZM136 177H137V176H136ZM136 177H135V179H138L139 176H138L137 178H136ZM141 177H142V176H141ZM152 177H153V178H152ZM208 177H209V176H208ZM242 177H243V176H242ZM253 177H254V175H253ZM30 178H31V177H30ZM70 178H72V177H70ZM76 178H79V176H77ZM76 178L73 177V179H76ZM81 178H82V177H81ZM88 178H89V177H88ZM104 178H110V176H105ZM104 178L102 177V179H104ZM122 178H119V179H122ZM213 178H216V177L213 176ZM213 178H212V176L210 177V179H213ZM251 178H252V177H251ZM68 179H69V178H68ZM90 179L93 180L92 177H91ZM97 179H96V180H97ZM154 179H155V178H154ZM157 179H161V180H162V178H159L158 175H157ZM165 179H163V180H165ZM17 180H18V179H17ZM98 180H97V181H98ZM242 181H243V180H242ZM72 186L74 187V185H72ZM72 186H71V187H72ZM257 186H258V185H257ZM257 186H256V187H257ZM263 186H264V185H263ZM263 186H261V187H263ZM242 187H243V185L240 186V190H239V195H240V196H243L242 192H243L244 190L242 191V189H243ZM259 188H260V187H259ZM260 189H261V188H260ZM241 191H242V192H241ZM262 191L264 192V190H262ZM240 192H241V194H240ZM83 193H85V192H83ZM90 193H91V192H90ZM140 193H144V195L142 194L143 197H144L145 195H146L147 197L150 196V195H147V194H150L148 191H145V192L143 191V192H140ZM140 193L138 192V194H136V197L139 198V196H141ZM216 193H217V192H216ZM258 193H259V194H258ZM258 193H257L258 195H261V194L264 195V193H262V192L259 191V190H258ZM65 194H66V193H63V195H65ZM161 194H162V192H161ZM87 195H88V197L92 198V200H93V204L96 203V204H95L96 206H99L100 203H102V202H100V201H101V196H100L98 193H96V192H92L91 195H90V194H87ZM92 195H94V196H92ZM137 195H139V196H137ZM162 195H164V193H163ZM91 196H92V197H91ZM97 196H98V197H97ZM133 196L135 197V195H133ZM146 196H145V197H146ZM82 197H83V196H82ZM136 197H135V198H136ZM140 198H141V197H140ZM60 199H61V198H59V200H60ZM83 201H84V200H83ZM146 201H147V200H146ZM146 201H144V203H145ZM147 202H148V201H147ZM141 203H143V202H141ZM141 203H138V204H141ZM250 203H251V206H249V207L247 208V212H248V213H247V216L249 217L248 221H249L251 227L254 228V229L251 228L252 230H251V229L248 230V235H249V237H250L249 241H252V235H253V236H256V237H259V238H261V236L264 237V225H263V228L260 229L261 224L259 225L258 222H257V220H258L257 217H258L259 215H258V216H255L256 213H257V214H260V212L264 211V208L261 206L262 203H264V202H263V200H262V201H259V200H253V201H251ZM243 204H244V203H243ZM83 205H84V204H83ZM135 206H136V207H135ZM224 206H225V205H224ZM228 207H229V206H228ZM86 208L89 209V204L87 205ZM86 208H85V206H84V208H83V210H85V212H87ZM90 208H91V207H90ZM133 208H134L135 210H134ZM137 208H138V209H137ZM140 208H141V207H138L137 204H135L132 208H130V209L132 210V212H131V210H129V211H130V214H129L128 216H131L132 213H133V214H134V213H137V212L140 210ZM229 209H231V206H230ZM133 210H134V211H133ZM136 210H137V212H135ZM127 211H128V210H127ZM129 211H128V212H129ZM235 212H236L235 210H232V209H231L230 212H229V213H230V216H231V217L234 216L235 218H237L238 215H237ZM128 216H127V217H128ZM247 216H246V217H247ZM234 217H233V218H234ZM248 217H247V218H248ZM215 218H218V216H216ZM39 222H40V224H41L43 221H42L41 219H39ZM48 222H49V226H50V225H53V226H54V224H55V221H53V220H52V221H48ZM127 223H128V225H130L129 222H126V224H127ZM242 224H243V223H241V225H242ZM262 224H263V223H262ZM41 225H42V224H41ZM244 225H245V224H244ZM246 226H247V224H246ZM240 227H241V226H240ZM243 227H244V226H243ZM112 228H114V227H112ZM115 232H117V231H115ZM115 232H113V230H112V232H110V233L108 234V235H111V236L108 237V242H107V244H109V243H111V242L114 241V245H115V244H116V243H115V240H114L115 238H117L116 241H117L118 243H120V244H124V245H126V246H128V242L131 243V240H130V238H129L127 235H124V233H122V232H120V231H119V234H118V232H117V233H115ZM113 233L115 234L114 237H113ZM121 234H122V235H121ZM258 235H259V236H258ZM113 238H114V239H113ZM111 240H113V241H111ZM257 241H259V240H256V242H257ZM260 241L262 242L263 240L261 239ZM263 242H264V241H263ZM259 243H260V242H259ZM115 246H116V245H115ZM117 246H118V245H117ZM117 246H116V248H117ZM74 249H76L78 252L81 250L80 247H76V248H74ZM76 250H75L74 252H77ZM183 251L186 253L185 250H183ZM183 251H182V252H183ZM64 252L67 253L68 251H64ZM69 252L71 253V252H73V251H69ZM74 252H73V253H74ZM143 252H145V251H143ZM146 252H148V251H146ZM151 252H152V251H151ZM153 252H154V251H153ZM161 252H163V251H161ZM175 252H176V251H175ZM177 252L181 253L180 251H177ZM184 252H183V253H184ZM192 252L196 253L197 251L193 250ZM216 252H217L218 254H220L222 251H216ZM91 253H94V251H91ZM161 256H163V255H161ZM161 256H160V258H162ZM151 257L153 258V256H151ZM174 257L177 258L178 256L176 255V256H174ZM181 257H182V256H179V257L177 258L178 260H176V264H183V263H186V264H187V263H188V264H192V263H189V261L187 262V261H185V260H184V262H183V261H182L183 259L181 260ZM154 258H155V256H154ZM127 259L130 260V261L133 260V258L130 257V256H127ZM131 259H132V260H131ZM177 261H178V263H177ZM180 262H183V263H180ZM165 263L167 264V260H165ZM193 264H194V263H193Z\"/></svg>","mask_w":264,"mask_h":264}]
</instances>
